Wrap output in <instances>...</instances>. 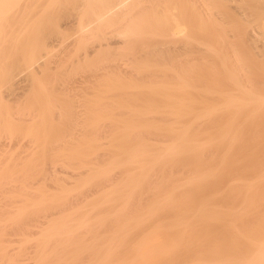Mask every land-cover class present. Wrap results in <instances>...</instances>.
Segmentation results:
<instances>
[{"label": "rangeland", "instance_id": "374dc122", "mask_svg": "<svg viewBox=\"0 0 264 264\" xmlns=\"http://www.w3.org/2000/svg\"><path fill=\"white\" fill-rule=\"evenodd\" d=\"M26 1H29L30 2L31 0H23V1L20 0L18 2H13L12 3L13 6L11 5V7L9 9V13L10 14L4 13V15H3V17L5 16L4 19H2V16H0V19L3 20V21L0 20V22L1 23L3 22V24L5 25L4 26L2 24V26L4 27V31H3V28H1L2 26L0 27L1 28L0 29V35L5 34V36H6V34H8V32H10V36H9V38H10L9 40L10 41L9 42H11V39L13 37H15L14 34H13V31H14L15 35H16L17 32L20 33V31H17V29L20 26H17V25L15 26V24L20 21V19H18V17L24 16V13L20 16V14L22 12H25V14H28L27 12H29V10L31 8V4H30L31 2L30 3L29 2L26 3ZM19 2H20V4H18ZM22 2H24L27 5H28V3L30 4L29 5L30 7L27 6L28 7V10L26 9L27 12L25 11V8L23 7L25 5H23ZM173 3H174V0H164L162 6H160V8L162 10H164L163 7L166 8V6L173 5ZM194 3L197 6L196 9H193V8H191L189 6L188 7H185L184 4L179 3V8L177 10H175V12H176L177 15H180V12L179 11H181V10H184V11L187 12L186 15H185L186 18L188 17L187 18V24H185L184 26H182L184 28V31L181 32L183 35L177 41V45L179 46V45H183L186 42H189L190 45L193 46V51L189 55L190 56V59H191L190 62L195 63V65H197V67H196L197 69H196V72L195 73L199 72V73H197V74H199L198 76H196V74H194V73H191V74H194V76L192 75L194 79H195V77L197 78L195 81L193 80L194 81V84L196 83L195 84L196 86L194 85L195 86V89L197 88V89H200L199 91H202V89L205 88L206 89V90H204L205 91V94H207L210 91L209 94H208L209 96L207 95L208 97L206 98L205 95L202 96V94H204L203 91H202L203 93H201V95H200L198 93L199 92L198 90H193V93L194 94H195V92L197 93L195 95L193 94L195 96L194 99H196V97H197V99L199 101L198 100H196V101L199 102V103L201 102V104H200L201 106L204 105V104L206 105L207 103H208V105H209V103H210V105L212 103H214V105H215V104H218L219 103L218 102L219 100H221L219 98V97H221L220 96L221 95V92H223V93H226V92L232 93L233 92L234 93L236 91V93L239 94L240 91L239 90H236L237 88H235L234 83H232L228 78H226L227 73L229 72V71L227 72V69L228 70L230 68L233 69L232 67H234V65H236L235 64V60H238V59L242 63H244V65L246 63L247 66L245 65L244 66V69H245V67H247L246 68L247 75H250V76L252 75V77H251L252 79L251 80L253 81V85H252L253 88L251 89V87H248L249 85L247 87L249 89H251V90H255V91L257 90L256 91L257 94L260 93V95L264 96V0H196V1L194 0ZM21 4H22V6H21ZM19 6L21 8H19ZM164 12H165V10H164ZM16 13H17V16L18 17L16 16ZM6 17H8V19L10 18V20H6ZM14 17H15V19L17 21H15ZM160 18H161V21L163 20L162 23L165 22L166 14L164 16L160 17ZM5 20L9 24L11 23V20H12V23L10 25H11V27H13V29L11 27H9V24H7V22ZM155 21L157 22V20H155ZM60 22H61V25H62V27L64 29L65 34H66V37H65L66 40L65 39H62L61 37H57V36L54 37V38H50L49 39V41L51 42L50 47H52V49H53L52 50L53 52H51V54L53 53V57L52 56H49V58L47 57L50 60L59 59L60 56H61V58H64V56L67 57V52L69 53L71 51L70 54H72L75 51L76 47H77V46H75L76 44L75 45L72 44L73 45V48L71 47L72 45L69 47L70 49L68 48V50L65 48L66 43L72 42L71 40H73V38H75L74 37L75 36V31L78 30L77 29L78 28V24L75 21H74L75 22L74 23V22H71V20L69 21L68 19L62 20ZM18 25H21V23H19ZM14 26H15V28H14ZM5 27L7 28L6 29V32L7 33L5 32ZM146 27H145V29H148L149 28L148 30H145L146 32L147 31L152 32L150 30V27L148 25ZM154 27L151 26V29H154ZM165 27L166 26H163V28H165ZM27 28H26V30H27ZM30 28L31 27L28 28L29 29L27 31L28 33L29 32L31 33V29ZM9 29H10V31H8ZM1 30L3 32H5V33H3V32L1 33ZM22 32H24V34ZM25 32L26 31H21V33L23 34L22 35L20 33L22 37L18 33L20 37H17V38H22V39L25 38L26 40L25 39H23V40L18 39V45L19 46L16 45L17 47L11 48V51L10 50L8 51L7 48L9 49L10 48V45H11V47H14L15 44H17V42H15V40H14V42H12V43L9 44L7 41L4 40L5 39L4 38L5 36H0L1 37V39H0V48H1V46L3 44H4V46H6L5 42L8 43L7 44L8 47L7 46L5 47L6 50H3L2 48L0 49V51H1L0 53L1 54H2V52H4V54H2V55L0 54L1 55L0 56L1 62H2V60L5 57V59L3 60V62L4 61L5 62L4 63H1L0 62L2 65L3 64L5 65L4 67L3 66H0V70H1L0 72L1 73L2 72L4 73L6 71L10 72L9 70L12 69L11 71H14V72H10V73H12V74L14 73L15 74L14 80H12L10 82V84H13V86L11 85V87L13 88V89L11 88L12 89L11 91H13V94L14 95L11 94L12 92L11 93L8 92L10 90V88L7 89L8 91H5V93H7L6 95L3 92L6 87H3L4 89L1 88V89H3L2 92H1L2 93L1 95H5V98L3 97L4 98L3 99L4 102L6 101L5 99H8V98H6L7 95L10 94V95H8V96H10L9 97V100H8L9 104L6 103L7 101L5 103L8 104L7 105V110H9V112H11V116L13 115L12 118L14 117L13 120H12L13 121L12 126L14 128L12 127L13 128V131L12 132L10 130H8L9 128H8L7 124L5 123V121H4L5 119L1 120L2 119V117H1V119H0L1 120L0 121L1 122L0 123L1 124L0 125V128H1L0 129V154H1L0 155V160L2 162L4 160V162L6 161V163H2L0 161V164H2V165H0V180H1L0 181V204H1L0 205V214L2 213L0 215L1 216V218H0V228L1 229L0 230H2V227H3V230L0 231V264H86V263L87 264H115V263L118 264V262H120V261L122 262V259L121 258H124V256H125L124 253L126 251V244H124V239L127 238V237H129L128 238L129 241H131L132 239H134L136 241L138 239V236H141L142 235V232H143V230H142V228H143L142 226L143 225L142 224L145 225V223H146L147 220L144 223H141V221H144L145 219H148L149 221H151L148 218L150 216V213L153 215V216L151 215L152 217L150 216L151 219H154L153 217H157L155 215H158L159 214V212H157V211L158 210L160 211V208L158 210L155 209L158 214L154 213L155 212L154 210H153L154 211L153 213L150 212V210H152L150 208L153 207L155 204H157V206L160 205L161 203H164L165 204V202H163V201H165V199L167 198V196H168L167 194H169V193H171V191H173V190H171L172 189L171 187L174 186V185H172L173 184L172 182H174V184L175 183L177 184L178 181H180L178 179H181V181L186 182V181H184L186 179L185 177L188 175L189 177H187V179L190 178L191 177V174L192 175L195 174L194 173L195 170L197 171V169H198V168L196 169V167H194L193 165H192L193 167L192 166H190V167L187 166V168L184 169V167H186V165H190L191 164V161L190 160H187V162L190 161V164H186L187 163L186 160L185 161L183 160L184 162H186L185 165H184V162H183V165H182L181 164L182 162H180V161H179V164H175L178 161H175V163L173 162L174 163L173 164L172 161L169 160V162H171L172 165H175V167H173V168L172 167L170 168L169 166H172L171 163H168L166 161L167 162L166 168L164 167L166 162L164 163V165L161 166V167H164L165 168V171L160 170L161 168L159 167V170H160V172H159L158 170H156L157 168H155V171L158 172V173L156 172V174H153V173L150 172V171L154 170L153 168H152V170H150V168H148L150 170L149 173H148V175L151 173L150 175L153 174L156 177V179L155 178L152 179L151 176L149 175L148 178L150 179L151 182L149 180L148 181L146 180L147 182H145V181L144 182H141L143 180H139V182H136L139 185L134 183L136 185V188L138 187V189H135V191H136L135 192V195L137 194L140 197L137 198V195L135 196L134 194H132L134 191L132 193L130 192L131 194L129 193V195L131 197H132V195H134L132 198H130V200L132 199L134 201H132V200L129 201V199H128L129 197L127 198V196H129V195L128 194L127 195L124 194V190H125L124 188L125 187L122 184H124L123 182H126L127 183V181H125V179L127 180L128 177L126 178L125 176L134 175V174H137L139 172V170H137L134 167V165L136 166L137 163L136 164L135 163L134 164L132 163L133 166H132V164H130V166H132L131 167L132 169L130 167H125V166H122V165L121 166L119 165L117 167L116 165H112L113 163L111 164V161L112 160L114 161V159H117V158H119V156H121V154L119 152V148H120V150L121 149L122 150L124 149V151H125V148H127L125 146H124L125 148H122L121 147V146H123L124 143L121 146L120 145L119 146H114L116 143L113 145V143L111 142V140L114 139V137H116L115 135L117 133L119 134V130H121L120 128L118 129V126H116V125L119 123L118 125L122 126L123 127L122 129H124V130H125V127H127V126H125V124L128 121H129L128 122L129 123V126L134 127L131 124H134V125L135 124H139L137 126L140 129L142 127H139V126H141V125H143L145 123L148 124V127H147V125H145L146 126V129H149V123H153L152 124L153 126L155 124L157 125V127L158 126H161V129H162V125L163 124H164L163 126H166V125L168 126L171 123L174 125V123L172 122L173 115H170L169 112L165 111L167 109V106H170V107H168L169 110L172 107L171 106L172 103L171 104L168 103V100L171 98V96L165 94V95H167V97L170 96V97H168L169 98L168 100L164 96L161 97V98H166V102H167L166 103L165 102V99L164 100L163 99H160V97L159 98H153L154 100L152 98H151V100L150 99L148 100V97H146V95L143 94L144 96L139 95L141 98H139V96H138V98H139L138 99L137 98V94H131L130 93V96L131 95L133 96V97L131 96L132 98H134V99L137 98L138 99V100H134L133 99L134 100V103H133V102H131L133 100L129 96V93L128 92H127L128 93V96H126V93L125 92L123 94H119L121 92L120 88H117L116 86H113L112 85V84H114V81L111 79L112 76L109 77V74L108 73H105V75L102 74V76L99 75L101 77H97V76H94L93 77L92 75H93V73L95 71V67H94L95 62L97 60H99L100 57L104 56L106 53H109V52L112 51L113 46H111V45H109L110 47H112L111 49H109L110 47L107 48V46L105 45L106 48H104V47L101 48V49H103V50L100 51L101 53L99 52V49H97V52H98L97 55L95 54L97 52H95V53L92 52L91 53L92 55L90 54L89 57L83 58V60L80 59V61L78 60V62L77 61L76 62H72L71 59L70 60L69 59H67V60L65 59L66 61L64 62V64H62L60 66L59 65L56 66V64L53 61V63L49 64L48 66H44V67L41 68L40 67L41 64L39 63V61H44L46 59L43 58V57H41V54L39 56L38 53H35V54L33 53V55H35V58L36 59H35V61L30 62V60H29V58H30L29 57L30 56L29 45H28V47H24V45L27 44L26 42H29V40H27V37L29 36V38H30V35L27 36V34H28L27 33L26 36H25ZM12 34H13V37H12ZM23 36H25V37H23ZM2 37H3V39H2ZM145 38H147V39H145ZM1 40H4L5 42H2ZM6 40H7V38H6ZM143 40L145 42V40L148 41L149 39H148V37H144ZM22 41L25 44H23V43L21 44ZM137 42L139 44V41H137ZM1 43H3V44H1ZM134 43L136 44V42H134ZM134 43H131L132 45L128 43V44H125V46L126 45L127 46H129V45L130 46H133ZM112 45H114V44H112ZM20 46L21 47H24V49H22ZM125 46H124V44H122V45L117 44V45H114L115 48L113 50H115L117 47H125ZM19 47L21 48L20 51H19V49H20ZM50 47H49V49L51 50ZM73 49H74V51H73ZM220 49H221V51H220ZM13 51H14V53H13ZM25 51H27L26 52L27 54L25 53ZM6 52H8V53H6ZM11 52L13 54H15V55H13V60L15 62L13 60L11 62H7L6 61L7 59L9 61L12 59ZM22 53H24V54H22ZM112 54L115 57V55H114L115 53H112ZM112 54H110V55L112 56ZM234 54H236V55H234ZM107 55H106V57H107ZM117 55L118 54H116V57L115 58L113 57V60L114 61L117 60V62L121 66V69L124 70V75L126 77L130 78V77H134V76H144L147 72H151V71H148V69H144V68L140 69L138 67V65H137V61H133L132 59H129L128 56L121 57V54H120L119 55V58H117ZM91 56H93V57H91ZM6 57H9V58H6ZM14 57L17 58V59H15ZM109 57L107 59H105L104 61L101 60L99 63L100 64H103L104 62L111 60L110 58H112V57H110V58ZM75 58L77 59L78 57L76 56ZM216 58L217 59H220V60L218 61ZM222 58H224L223 60H226V61H223V63H222V60H221ZM143 59H144V57H143ZM151 59L153 60V58H151ZM206 59H207V61H206ZM148 60H150V59H148ZM203 61H204V66H203ZM205 61H206V63H205ZM12 62H13V64H12L13 66L9 67V65ZM159 62H160V67H159L160 69L158 68L156 72H160V73H156L157 75L154 78L155 81L157 82L156 79H158L159 81H164V82H166V81L168 82L169 81V82H172V77H171L170 74H172L174 71L169 66L170 63H171V60L170 59H166L165 57H162L161 59H159ZM224 62H226L227 68H226V66H224ZM5 63H8V64H5ZM207 63H208V65H207ZM32 69H33V71L36 72V76L35 77H34L35 74L33 75V73H32L33 72ZM97 71L103 72V69H98ZM242 71H245V70H242ZM37 72H39V73H37ZM243 73H245V72H243ZM158 74H160V75H158ZM35 78H37V79H35ZM100 80L103 82V84L101 85L102 88L99 85V83H100L99 81ZM107 80H109L107 82L108 84L106 83ZM145 81L146 82L147 81L149 82V80H147V79L144 80V82H142L140 80V82H142V83H145ZM216 81H217V83L215 84ZM218 82H220V83H218ZM255 82H256V84H254ZM197 85H198V87H197ZM214 86H217V87L215 88ZM191 87H192V85H191ZM191 87H190V90L187 89V88L186 89L189 90V91H191L192 90ZM148 88L149 87H146L147 91H144V92L149 93V89ZM167 88H168V86H167ZM170 88L171 87H169L168 89H170ZM210 88H212V91L214 92V94L211 93V89ZM217 88L220 89L219 92L217 91L218 90ZM146 89L143 88V90H146ZM151 89H153V88H151ZM168 89L167 90L165 89L166 91H168L167 93H169V92L171 93L172 90L170 89L171 91H169ZM208 89H210V90L208 91ZM25 91H26V93H25ZM163 91H164V89L162 90V92ZM184 91L182 90V92H184ZM186 91H185V93H186ZM189 91H187V92L189 93ZM151 92L153 93V91H151ZM151 92H150V94H152ZM157 92H158V90H157ZM173 92L171 93L172 97H174V95H175V94L173 95ZM215 92H217V93H215ZM256 92H254V93H256ZM164 93H165V91H164ZM180 93H179V96H177V97H180L181 95H183V96H181V98L184 97L182 100L183 101H186L187 98L185 96V93H181V95H180ZM236 93H234V94H236ZM47 94H48V96H47ZM153 94H155V93H153ZM190 94L191 93H189V95ZM211 94H213V95H211ZM123 95H124V97H123ZM135 95H136V97H135ZM161 95H164V94H159V96H161ZM186 95H187V93H186ZM189 95L187 97H189ZM215 95L217 96V98H216ZM14 96L16 97V99H15ZM39 96L42 99L41 102L43 103V108L45 107L44 109H46L44 111H46L47 113L50 112V114L49 113L47 114L45 112V115L43 113H41V115L42 114L43 115H42V117H41V115L39 116L40 119H39V117L36 118V116H37L36 115V112H38V110L40 108V106L38 105V104H40V102H38V97ZM10 98H12V99L10 100ZM22 98H24V100ZM174 98H173V100H174ZM191 98H193V97H190L189 100ZM125 100H128V101H126V103H125ZM54 101H56V102H54ZM138 101H140V102H138ZM163 102H164V104H163ZM197 102H195V100H194V103H197ZM167 104H169V105H167ZM198 104H196L194 107L196 108V106H198V109L197 108L196 109H197V111L198 110L200 111V108L199 107H201V106L198 105ZM148 105H150V106H148ZM159 105H160V107H159ZM128 106H131L133 109H131V107L129 108ZM46 107H48V108H46ZM55 107H56V109H55ZM43 108H42V110H43ZM70 109H72V110H70ZM145 109H147V110H145ZM151 109H154L155 111L154 110H151ZM157 109H159V110H157ZM162 109H163L164 112L162 111ZM171 109L173 110V108H171ZM126 110H127V112H124ZM138 110H142L144 112L145 116H147V117L146 118H144V117L142 118L143 112H142V115H137L138 112H140ZM261 110L259 109V111H258L257 109H255V110H252L251 109L250 116H249V117H251V120H248L250 118H248V115L245 112L243 114L241 113L243 116L240 115V116H242L243 120H244V116H246L245 119L248 118V119H246V121H244V125L247 126V124H248V126H247L248 128H246V130L243 129L244 126L242 124L243 123V120H242V123H240V124H242V126L239 124V127L240 126L243 127L242 129L245 132L242 131L241 129H240V131L242 133L243 132L244 133L248 132L246 134L247 135L249 134L248 136L251 139L249 137H247V135L245 136L244 133L243 134L241 133V135H243V136L249 138L250 140H252L253 142L249 140V142L250 143L252 142V144L253 143L256 144L257 141H259V143L256 144V146H257L258 149L256 147H254V149H253L252 148L253 145L252 144L250 145V143H248V144L245 143V141H248V139L246 140L245 137H243L245 140L242 143L247 144L248 147L245 146V145H243V144H241L242 148L240 149V147H241L240 146L237 149L239 152H237V150H236L237 155L238 154H240V155L242 154L241 155L242 157L241 156L240 157L237 156L238 157L237 160L238 161L240 160L241 162H242L241 158L243 159V156L244 155L246 156V157L245 156L244 157L247 160L249 152L252 153V155L250 154V156H252L253 158L250 157L249 159L250 160L253 159V160L251 161L252 162L251 163L252 165L250 164L249 168L246 167V165H247L246 162L244 163V161H243V163L245 165L242 166L239 163L240 161L239 162L238 161H235V165H236V162H238L237 165L240 164V166L241 167H244V168H239V167L236 168L235 165H234L233 171L230 172V171L227 170L228 173L227 174L224 173V175L221 172L222 174L220 173L221 174L220 177L221 176L222 177L219 178V180L216 183L214 182V185H212L213 183L210 180V182L212 184L210 182H204V183H207V184L209 183V185L211 184V186H209L207 184H206L207 185L206 186L204 183H202V184L198 185V187H194L193 186L195 188L194 190L193 189H190V188H193L190 185H189V187L187 186L188 193L191 192V191H189V189L195 192V190H197V189L199 190V188L201 189L203 187L201 191H199V192L197 191L196 194L194 193V195H195L194 197L192 196L193 194H191V193H190L191 196L190 195H187L188 193H186L187 192V190H186L187 188L186 187H185L186 188L185 189L186 192H184L185 190L183 191L182 188H180V187H182L181 185H185L186 186L187 184H183L181 182L180 187L178 185V189L180 188L178 191H180V192L183 191L180 195L176 191V194L179 197L180 196H183L184 195L183 193H185V196L187 195V198L185 196H183V199H185V198L188 199V196H190L191 198H193L194 201L193 202L191 201V205L190 206H192L194 204H195V206H192V210H194L195 207H197V206H198L197 208H199L202 205L201 204L202 201L205 202V200H206L205 205L206 204L207 205L208 204L210 205L211 203L209 202V199L212 200V198L213 197L215 198L216 195H218L219 197L217 196V198H215L216 200L215 199L213 200V203H212L213 205H211L213 207H217L219 209V207L221 205H223V208H224V211L225 212H226V209L227 210H230V211L231 210L233 211L234 207L237 206V205H238L237 207H239V208L240 207H243L242 205H240V204H242V203H240L241 201H239L242 198H240V197H238L236 195L235 196L238 197V199L236 197H234V196H231V197L230 196L229 197L227 196L229 194L226 193V186H227L228 182L229 183L230 182L232 183L236 179H239L240 180L241 178L242 179L244 178L245 180H250L252 178V175H256V174H260L261 172H264V167H263L264 166V147H263L264 146V112H263L264 111V108H262ZM32 111H33V113H32ZM72 111H73V113H72ZM149 111H150V113L148 114ZM152 111H154V112H152ZM253 112H255V113L257 112L256 118H255V116H254L255 114ZM94 113L95 114H98V115H95ZM159 113L160 114L162 113V114L160 115ZM223 113H226V112H222V113L219 112V116L222 115V116H220L221 119L218 116V114H217V117H216V115L212 116V117H214L215 120L210 116V119L211 118L213 119V120L211 119V121H212V123L214 125L218 126L217 123L219 124V122H220L219 125H221V128H222V126L224 124H226V122H224V124H222L221 122L225 121V119L228 121V119H227L228 116L226 117V115L229 114L230 112H227L225 115ZM251 114H252L253 118H252ZM28 115L32 119H30L29 117H27ZM51 115H53V116H51ZM113 115H114V118H113ZM167 116H168V118H167ZM170 116H172V117H170ZM179 116H181V115H179ZM179 116H178V120L179 121L182 118L183 119L186 118L184 115H182V117H179ZM229 116L231 118H233L232 115H229ZM240 116L238 115V116H234V117H235V119H236V117H238V119H239ZM124 117L127 120H125ZM164 117H166V118H164ZM6 118L8 119L9 117H6ZM94 118H95V120H94ZM170 118H171V120H170ZM179 118H181V119H179ZM188 118L186 120H188ZM206 119L208 120V118H206ZM37 120H39V121H37ZM44 120H46V121H44ZM119 120H123L122 121L123 123L121 121H119ZM184 120L181 121V123L183 122L182 124H184ZM186 120H185L186 123L188 121L190 122V120H188V121H186ZM240 120H241V117H240L239 121ZM41 121H42V123L40 124ZM203 121L205 123V120H203ZM203 121L202 120L200 121L201 122L200 125L204 124ZM247 121H248V123H247ZM249 121L252 124H250ZM93 122H95L97 125H94L95 123H93ZM116 122H118V123L116 124ZM206 122H209V123H206V125L207 124H209V125H207V126L206 125H203V127L206 126L205 129H207V128L209 129L210 126H211V128L209 130L207 129V132H206V130L202 126L201 127H198V126L195 125L194 128H196V127L197 128H200V129L202 128L203 129L202 134H205V133L206 134H208V133L209 134H215V132L217 134V131L218 130L215 131V132H213V131L215 130V128L217 129L219 126L218 127H216V126L214 127V125L210 122V120L209 121H206ZM236 122H238V121L236 120ZM245 122L247 124H245ZM46 123H47V125H46ZM114 123L116 124L115 126L113 125ZM120 123H122V124H120ZM182 124L179 123V124H175V125H182ZM210 124L213 125V128H212V125H210ZM126 125H128V124H126ZM171 125L168 126L169 127L168 129L171 128ZM15 127H17L16 130H15ZM36 127L39 128V129H37ZM157 127H156V129H157ZM134 128H136V127H134ZM150 128H151V129H149L150 132H148V130H146V129H144V130H146V132L143 129H141L144 133L142 131H140V132L137 131V128H136V130L133 133H134V135H137L139 133L138 134L139 137L136 136L137 138H134V135H133L134 140L137 141L138 138H141L142 137V139H144V140L141 139V141H144L145 142V140H146V142H151V144H153V145H151L149 143V145H151V147L152 146H155L156 144L157 145L159 144L158 147H157V145L155 146V147H157V150L158 149L160 150V148H161V150L164 149L165 147H163V148L161 147V146H164V145H161L160 146V144H162V143L165 144V145L169 144L170 141L172 140V135L174 134L173 131L172 132H169V130H166V132H169L170 134H168V133L165 132L166 135H164L163 133H160V132H164V130H165L166 127H163V129H164L163 131H161V129H157V131H156L157 133L155 131L151 132L152 130H156L155 128L153 129V127H151V124H150ZM194 128L192 130V132L194 131L193 133H196V134L200 133L201 134V130L202 129L201 130L198 129L200 131L197 133L196 132L197 129L194 130ZM221 128L219 127V129H221ZM116 129L118 130V132L115 131ZM211 130H213V131H211ZM136 131H137V133H135ZM124 132H128V131L126 130ZM141 132H142V134H140ZM111 133H112V135H111ZM218 133H219V131H218ZM122 134H121V136H122ZM125 135H126V133L124 134L123 137H125ZM130 135H132V132L130 133ZM251 135H252V137H251ZM121 136H120V139H123ZM127 136L129 137V134ZM255 136H256V138L254 140V137ZM259 137H260V139L263 138L262 141H260ZM46 138H47V140H45ZM92 138H94L93 139L94 141L97 140L96 141L97 144H100V145H96L97 146V147L95 146L96 148L93 147V149H92V146H94L95 143L92 142L93 141ZM133 138L131 136L130 139L133 140ZM85 139L86 140L87 139L88 140H92L91 141L92 144L94 143L91 146V150L93 152L89 149L90 148L89 145H86L85 147H88L89 146L86 149H89L90 151L89 150H87L86 152L84 151V150H86L83 147L85 145V143H84V140ZM88 140H87V142H88ZM44 141H46V143ZM54 141H55V144L57 145V143H58L60 147L59 146H58L59 148L52 147V151L51 152H50V148H48V150H46L47 144H48V146H50L52 143L54 144ZM87 142H86V144H87ZM260 143H262V144H260ZM80 144H81V146L83 145L82 146L83 149L81 148V146L79 147ZM43 145H44V147H43ZM110 145L111 146L113 145V146L111 147ZM125 145L127 146L129 144H125ZM249 145L252 146L251 147L252 150H250L251 148L249 149ZM258 145H259V147L261 145L260 149H259ZM243 146L246 147V148H248V149L244 148ZM94 148L96 150H94ZM113 148H115V149H113ZM81 149H82V152H83V156L81 155L82 152H80ZM153 149H154V152L157 151V150H155V148H153ZM244 149H246L245 150L246 152L244 151ZM5 150H7L8 152L7 151L5 152ZM41 150H42V152H41ZM151 150H152V148H151ZM43 151H44V153H43ZM54 151H55L56 154L54 153ZM214 151H216V150H212V153H216V152H217L216 154L219 153L218 151H216V152H214ZM121 152H123V151H121ZM3 153H4V155H2ZM50 153H51V155H50ZM92 153H93V155H92ZM222 153H223V151L221 152V154ZM77 154H80V155H77ZM112 154H113V156H112ZM117 155H119V156H117ZM219 155H220V153H219ZM47 157H48V159H47ZM111 157H113V158H111ZM51 158H53V160ZM82 158H84V159H82ZM124 158H125V156H124ZM9 159H10V161H8V163H7V160H9ZM13 159H15V160H13ZM120 159H121V157H120ZM249 159H248V161H250ZM176 165H178V166L176 167ZM26 166H28V167H26ZM100 166H102V167H100ZM112 166H113V168H115V166L117 168L113 169ZM127 166H129V165H127ZM138 166L139 165H137V167ZM103 167H104V169H103ZM121 167H124L123 168V171H122V168ZM245 167H246V169H247L248 172L245 170ZM250 167L252 169H254V170H252ZM21 168L24 169V170H21ZM106 168H107V172L105 170ZM164 168H162V169H164ZM190 168H191L192 171H193L192 168H194L195 170L191 173ZM230 168H231L230 170H232V167H230ZM99 169L100 170H103V171L105 170L104 172L107 173L108 175L106 174V176H105V173L104 172H103L104 174H102L104 176H97V175H95L96 172H99L100 171ZM144 169L148 171V169H146V168H144ZM144 169H143V171H144ZM236 169H237V172L238 171L240 172V174H239V172H238V175L236 174ZM238 169H242V171H240ZM110 171H111V174L109 173ZM130 171L132 173H130ZM155 171H154V173H155ZM227 171L225 170L223 172H227ZM244 171H246L247 174ZM259 171H260V173H259ZM241 172H243V174ZM28 173H30L33 178ZM141 173H142V171H141ZM162 173H164V175ZM173 173H174V175H173ZM188 173H190V174H188ZM45 174H48V175H45ZM143 174H145V171H144ZM232 174L233 175L236 174L237 177H239V175H241V176L242 175H245V176H247V178L245 176L244 177L243 176L242 177L240 176V178H236V176H235V178H236L235 179L234 177H232L233 176ZM262 174H260L261 175L260 177H262L263 178L262 180L264 181V175H262ZM118 175H119V177H118ZM167 175H169V176H167ZM21 176H22V178H21ZM28 176H29V180H28ZM136 176H138V174ZM157 176H158L159 179L157 178ZM160 176H161V178H160ZM229 176L232 177V178H230ZM249 176H250V178H249ZM15 177H16V179H15ZM17 177H18V179H17ZM99 177H100V180H99ZM164 177H166V178H164ZM257 177H259V175L258 176H255L254 178H256L258 181L251 180V181L255 182L256 184L257 183L259 184V185L257 184L258 185L257 186L255 183H253L256 187H254V186L252 187L253 189H256L257 187L259 188V190L257 188L256 191L252 190V191L255 192V193L253 192V194H255V195L252 194L253 195L252 196L253 203H254V200L256 202V203H254L255 204V208H254L255 211L254 212L251 211L253 214L250 213L252 215H250V217L248 216L250 219L248 217H246V219L248 218L247 220H249V223L251 221V223L249 225H251L252 223H254V225H255L257 223V225H255V226L256 227L258 226V227L257 228L256 227H253V228L256 229V230L258 229L257 231H260L261 230V232L264 233V197H263L264 196L263 195L264 194V184H263L264 182H262V180H261L260 177L259 178H257ZM20 178H21V180H20ZM91 178H93V179H91ZM145 178L147 179L146 176H145ZM183 178H185V179H183ZM228 178H230L231 180L234 178L235 180L233 179L232 181H229ZM13 180H15V181H13ZM23 180H25V183L26 184L24 183ZM26 180H27L28 184H27ZM237 181L238 180H236L235 182H237ZM259 181H260V183H259ZM22 182H23V184H22ZM119 182H121V183H119ZM148 182H150V183H148ZM261 182L263 184V187L261 186L262 185ZM168 183H170V184H168ZM17 184H18V186H17ZM24 185H26V186H24ZM135 185H133V186L135 187ZM162 185H164V186H162ZM168 185H172V186H169L171 189L170 188L168 189ZM121 186H123V187H121ZM131 186H129V187H131ZM199 186H202V187H199ZM139 187L140 188L142 187V189H140ZM25 188H26V190H25ZM104 188H105V190H104ZM114 188H116L117 191ZM112 189L114 190L115 193L113 192ZM173 189H174V187H173ZM6 190H7V192H5ZM96 190H97V192L99 194L96 193ZM131 190H133L132 187H131ZM167 190H169V193H167ZM228 190H227V192H228ZM230 190H232V189H230ZM261 190H263V191H261ZM103 191L105 192V194H104ZM118 191H120V192H118ZM164 191H166V194L163 195V196H165V199H161L160 202H159V204H158V201L157 200H159L160 198H163L162 193H164ZM212 191H213V193H216V195H214L213 193H211ZM223 191H224V193H222ZM37 192H40V193H37ZM46 192H48V193H46ZM116 192H117V194H116ZM217 192H219V193H217ZM257 192L258 193H261L262 192V194H257ZM4 193H5V195H4ZM113 193L116 196L115 195H113V196L110 195V194H113ZM120 193H122V194H120ZM208 193H209V195H208ZM210 193L213 194V196ZM152 194H153L154 197L152 196ZM225 194H227L226 195L227 197L225 196ZM256 194L258 196H256ZM45 195H46V197H45ZM117 195L123 196V198L118 197ZM196 195H197V197H196ZM199 195H201V196H199ZM205 195L206 196L208 195V196L205 198ZM230 195H231V193H230ZM18 196H20V197L18 198ZM38 196L39 197L42 196V197L38 198ZM150 196H152L153 199ZM176 196H174V197H176ZM254 196H255V199H253ZM8 197H9V199H8ZM15 197H17L18 201L16 200ZM174 197H173V199L175 200ZM209 197H211V198H209ZM232 197H234V199H232ZM134 198H136V200L139 201V202L135 201ZM148 198H151L150 199L151 201ZM155 198H156V200H155ZM262 198H263V200H262ZM173 199H171V198L169 199L170 201H168L169 202V205L168 206L164 205L166 207V209L164 207V210H167L168 209L167 207H169V206L172 207L171 205L173 203H170V202H172V201L174 202ZM176 199H178V197ZM186 199L184 201L185 203L186 202H190L189 199L188 200H186ZM1 200H3V201L1 202ZM19 200H20L21 203L19 202ZM228 200H229V202H228ZM259 200H260V202H259ZM4 201H5V203H4ZM11 201H12V204L13 205L9 203ZM13 201H15V202H13ZM40 201L41 202H44V204L41 203ZM199 201H201V203ZM6 202H7V205H6ZM39 202H40V204H39ZM130 202H132V203L130 204ZM148 202H150V203H148ZM168 202H166V204ZM235 202H236V204H235ZM90 203H91V205H90ZM138 203L140 204L139 206H138ZM112 204H113V206H112ZM127 204H128V206H126ZM152 204H154V205L152 206ZM189 204L186 203L187 206H189ZM198 204H200V205H198ZM228 204H229V207L231 209L228 206H227L228 208H225V206L228 205ZM234 204H235V206H234ZM16 205H19V206H16ZM70 205H72V206H70ZM133 205H135V207ZM141 205H143L144 207L141 206ZM149 205H151V207ZM186 205H184V208H185ZM214 205H216V206H214ZM253 205H252V209L254 207ZM35 206H37V207H35ZM64 206H65V208H67L69 206L70 207H74L75 206L74 208H72V210L74 209L72 211L74 215L72 214L71 218L69 217V218L66 219L65 215H67V213L68 214L69 213L71 214V211H70L71 209L69 207L68 208L69 209V212H68L67 209H64ZM80 206L82 207L83 210L81 209ZM84 206H85V208H83ZM161 206H163V205H161ZM161 206H158V207H161ZM231 206H233V207H231ZM34 207H35V210H34ZM62 207L67 212L65 211L66 214H64V211H63V214L64 215L62 214L61 215L62 216L61 218H60V215L58 214V216H56V218L51 219V220H48L46 222L47 224L42 222L43 223L42 224L43 227L41 225H40L41 227L39 225H38L39 227L37 226V223L39 222V221H37V219L41 220L43 214L45 215V214H47V213H49L51 211H55V210L62 211L63 210ZM94 207H95V210H93ZM148 207H150V208H148ZM155 207H156V205H155ZM237 207H235L236 210L238 209ZM6 208H7V210H6ZM124 208H126V209H124ZM127 208H129V210ZM131 208H133V209L136 208L137 210L134 209L136 211L133 212L134 210L133 209L131 210ZM144 208L145 209L147 208L146 209V212H144V210H145ZM148 209H149V212L150 213L147 216ZM162 209H163V207H161V212H162ZM169 209H168V211H167L166 214L164 213L165 211L162 212V214L160 212V214H161V216L164 214L165 216L164 215L163 216L165 218H169L168 221L170 222L172 219H174L177 216L176 213H179V212H177V210L175 211L176 213L175 212H172L173 214L175 213V216H174L172 213L169 212ZM189 209L191 210V208H188V210ZM235 209H234V211H235ZM18 210H20V211H18ZM89 210H90L91 213L89 212V214L87 213V215H86L85 213L88 212ZM183 210L184 209H182V214H178V215H181L182 216L184 214L183 213ZM45 211H46V213H45ZM171 211H173V207H172ZM9 212H11V213H9ZM82 212H83V214H82ZM139 212H141V213H139ZM184 212H186V213L187 212L188 213L189 212L190 213H193L192 211H184ZM225 212L224 213L223 212L221 213L222 214V217H220V214L219 215L217 214L218 217H220L218 219L216 218L217 216L215 218L211 216L213 218L212 220L215 221V222H213L212 220H210L211 223L210 222H207L206 223L204 221L207 218L211 219L210 216L205 219V217L207 215H204V218H203V221L205 223L202 220L201 221L198 220V219L202 218L199 215H198L199 218H197L198 216L196 217V219L194 218L196 220V222H194L195 220H193V218H192L191 220H192L193 224L195 223V225L192 224V226L194 227V228L193 227L192 228L194 230H196V231H192V229L191 230L189 229L190 230L189 232H192V233L188 234L189 232H187V234L189 235L188 236L189 238H190V235L191 234H193V235L194 234H197V235H194L196 237V239L198 238L197 236H199V235L201 236V235H204L205 234V237L207 239L204 238L203 236H202V238L199 236L200 237V243H203L202 242L203 240L201 241V239L204 238V239L207 240L206 243L207 244H210L209 245L210 247L212 245V249H213V246H217V248H218L217 251H219L218 254L220 256L217 255L216 253H215L216 255L215 254H213V255L211 254V255L212 256L215 255L214 256L215 257V260L218 259L219 257L220 258L223 257V258H221V261L218 259V261H219V262L217 261L218 264H220V262L222 263V261L224 262L223 259L224 258H227L228 254L230 256H231V254H232V256L233 255L237 256V254H239V255L242 254L243 255L244 253L249 252L250 251L249 249H251L249 247V244H246L247 242H245V239H242L245 242V244H242L244 242L243 241L240 242L241 238L239 240V236L238 235H237L238 237L235 238V236H233V233L234 232L232 231V229L234 227L233 224H237V227L235 225L236 228H238L242 224L245 225V227H248L249 226V225L246 226L247 224H245L246 222H248V221L245 220V216L246 215L245 216L243 215L244 217L242 215L240 216L241 220H242V217H243V220H244V223H241V222H243V220L241 221L240 219H238V221L236 222V221L232 220L231 217H230L231 218L230 219L229 216H228V214L225 213ZM15 213H17L18 215L15 214ZM20 213H21V215H20ZM126 213H127V215H126ZM136 213L138 214L139 217L140 216H143V218L147 217V218H145L143 220H140V218L138 216H135V218H137V217L139 218L138 219L139 221L137 220L138 222L136 223V226H137L136 228L139 229V228L142 227L138 231L136 230V228L135 229L134 228L132 229L133 225L135 227V224L134 223L136 221H134V223H132V221H130V218H132L133 215H137ZM145 213H146V216L144 215ZM139 214H142V215H139ZM224 214H225V216H224ZM85 215H86V217H85ZM128 215H130L132 217H130V216L128 217ZM184 215H187V214H184ZM226 215L232 221L231 224L233 223L232 224V227H231L232 229L229 228L231 226V224H230V221H228L229 219L226 220V218H227ZM189 216H191V215H189ZM13 217H14V219H13ZM35 217H37V218H35ZM162 217H160L159 219L161 220ZM170 217L171 218L173 217V218L170 219ZM224 217H226V218H224ZM34 218H35V220H34ZM113 218H115V220ZM177 218H178V216H177ZM11 219H12V221H11ZM69 219H70V221H69ZM116 219L117 220L120 219V220L117 221ZM176 219H174L172 222H174ZM209 219H207V220L209 221ZM251 219L253 220V222H252ZM84 220H85V222H84ZM64 221H65V224H66V226L64 225L65 226V230H63L64 229L63 227H62L63 229H61L63 231H61L60 228H59V231L58 230L57 231L61 235H59V233L57 234L58 236L57 235H54L56 233L55 232L56 231L55 228L58 229V227L60 225H62V223ZM127 221L128 222H131V224H132L130 226L131 229L127 228V225L128 224L127 225L125 224V223H128ZM149 221H147V222H149ZM153 221H159V220L154 219V220H152V223H153ZM161 221L162 222H166L167 219H166V221L164 219H162ZM218 221H219V223L217 224ZM233 221L236 222V223H234ZM239 221H241L240 222V225H238ZM111 222H113L114 224L113 223L111 224ZM139 222H140V224L142 226H140V224H138ZM172 222H170V223H172ZM199 222H201V223L199 224ZM227 222H229L228 224H230V226L227 225ZM196 223H198L197 226H196ZM25 224H27V225H25ZM33 224H35V225H33ZM149 224H150V222L146 225V226H148L147 228H143L145 230L144 233H146L147 232L146 229L148 230V228L150 227ZM111 225L114 226L116 229L114 227H112ZM189 225H190V223H189ZM29 226H30V228H29ZM32 226H33V229H31ZM125 226H126V230L128 229V231L131 232V233H132L131 230H133V231L136 230V231H134L132 234L130 233L131 236L129 234H127V233H129L127 231L126 234L128 236L127 235L125 236V231L126 230L125 231H121V229L124 230V227ZM26 227L28 229H25ZM50 227L53 228L52 230H50L51 232L49 231V229H51ZM88 227H90V228H88ZM197 227H199V228H197ZM227 227H228V229H227ZM242 227H241V229H242ZM70 228H72V229H70ZM109 228H111V229H109ZM14 229L16 230V232H15ZM76 229H77V231H76ZM78 229H80L81 231L83 230V232H85V233L82 232V234H84L83 236H81L82 234L80 235L79 232H81V231L78 232ZM92 229L95 230V231H93ZM239 229L240 228H238V230ZM233 230L234 231H238L237 229L235 230V228ZM26 231H27V233H26ZM37 231L40 232V233H38ZM46 231H48V233ZM92 231H93V233H92ZM197 231H198V233H197ZM202 231H203V233H201ZM211 231H213V232H211ZM44 232H46V233H44ZM74 232H75V234H74ZM122 232L124 234H121ZM31 233H32V235H31ZM50 233H51V236H50ZM68 233H70V234L72 233V234L70 235ZM77 233H78V236H77ZM115 233H117L118 235H116ZM135 233L137 234V236H136ZM139 233H141V235H139ZM44 234H45V236H44ZM52 235H54L55 237H52ZM223 235H225V236H223ZM47 236H50V239ZM61 236H62V238H61ZM121 236H122V238H121ZM194 236H191V238L194 237ZM57 237H58V239H57ZM70 237H72V238H70ZM80 237H82V238H80ZM232 237H234L235 239L232 238ZM51 238H52V240H51ZM218 238H219V240H218ZM223 238L224 239L226 238L225 239L226 242H225V240H222ZM30 239H32V240H30ZM91 239H92V241H90ZM231 239H234L235 241L237 239V241H236L237 243L236 242L233 243L234 240H231ZM114 240H116V241H114ZM230 240H231V243H229ZM129 241H128V243H129ZM219 241H220L221 244L224 242L222 246L220 245ZM217 242H218V244H217ZM227 242H228V244H227ZM56 243H58V244H56ZM190 243H192V244L189 245ZM194 243H197V242L194 241ZM194 243L193 242H189L188 245L192 247V245ZM200 243H199V245L198 244L197 245L200 246V248H203L202 247L203 245H204V247H206L204 249H207L205 251H208L207 252V256L208 257L211 256L209 253H212V252H215L216 251V248H214L215 250L212 251V249L210 248L211 249L210 250L208 248V246H206V244L203 243V245L201 246ZM50 244H53V245L50 246ZM121 245H123V246L121 247ZM195 245L193 246V248L195 247ZM224 245H226V246H224ZM117 247H119V248H117ZM187 247L188 246H186V249L188 251L189 250H191V251L195 250L193 252H195V253L197 252L196 253L197 254L196 256H198V253H199L200 256H204L205 255L204 257H206V254L203 255L202 254L203 252L200 253L202 249H200L199 247H196V248H198L197 251H196V249H193L192 250L191 247H190V249H189V247L188 248ZM120 248H121V250H119ZM219 248H221L222 252H224L225 255L222 253V256H221V254H220L221 253V250H219ZM231 248H234V249H231ZM242 248H243V250H241ZM111 249L113 250V252H112ZM199 249H200V251H199ZM223 249H224V251H223ZM237 250H239V251H237ZM184 251L185 250H183V253H185ZM188 251H186V252L189 253V254H187V253L185 254L187 257L185 255H183L182 252H180L179 254H181L182 257L181 258L178 257L179 256V254H178V256H177L178 257L177 262L176 261H174V263L173 262L172 263L171 262L170 263L168 262L167 264H186V263L187 264H195V261L193 263V260L196 257V256H194L195 254L192 255ZM202 251H204V250H202ZM205 251H204V253H206ZM80 252H81V254H80ZM82 252H84V253H82ZM114 254H115V256H114ZM190 254H191V256H190ZM247 254L248 253H246L245 255H247ZM75 255L76 256L77 255H79V256L81 255V256L79 258V256L76 257ZM239 255L237 256V258L239 257L238 259H240V258H242V257L245 256V255L244 256L241 255L242 257H240ZM192 256H194V258H192L193 260L191 261L190 258ZM212 256H211V259L210 260H213L214 262H212V263H211V261L206 262V259L203 262L208 263V264H214L216 261L213 259ZM216 256H218V258ZM235 256L233 257L235 259V261H236L235 264H239V263H237V259L235 258ZM177 257H176V259H177ZM184 257H186V258H184ZM188 258H189V260H187ZM229 258L230 257H228L227 259H229ZM233 258H230V259H233ZM115 259H116L117 262L115 261ZM118 259H120V260L118 261ZM239 261L242 262L241 259ZM105 262H108V263H105ZM228 262H229V264H233L234 263V262L231 263L230 260L227 261V263ZM205 263H203V264H205ZM227 263H224V264H227ZM243 263H244V261H243ZM243 263H241V264H243Z\"/></svg>", "mask_w": 264, "mask_h": 264}, {"label": "bare ground", "instance_id": "6f19581e", "mask_svg": "<svg viewBox=\"0 0 264 264\" xmlns=\"http://www.w3.org/2000/svg\"><path fill=\"white\" fill-rule=\"evenodd\" d=\"M18 1H20V0H0V16H2V19H4V17H3V15H4V13H7V14H10L9 13V9H10V7H11V5H12V3L13 2H18ZM21 1H23V0H21ZM196 1V0H195ZM25 2V1H24ZM24 2H22L23 3V5H25V6H23L24 8H25V11H26V9L28 10V7H30L29 5L31 4V8H30V10H29V12H27L28 14H25V12H22L21 14H20V16L24 13V16H21V17H18L17 16V13H16V16L18 17V19H20V21L19 22H17L18 24L19 23H21V25H18L17 23L15 24V26L17 25V26H20L18 29H17V31H20V33H21V31H26L25 32V36H26V34L28 33L27 31L29 30L28 28L29 27H31L30 29H31V33L29 34H27V36L28 35H30V38H29V36L27 37V40H29V42H26L27 44V46L26 45H24V47H28V45H29V49H30V58H29V60H30V62H33V61H35V55H33V53L35 54V53H38L39 54V56H40V54H41V57H43V58H45L46 60H44V61H39V63L41 64L40 65V67L42 68V67H44V66H48L49 64H51V63H53V61H54V63L56 64V66L57 65H62V64H64V62L67 60V59H71V61L72 62H78V60L80 61V59L81 60H83V58H87V57H89V55L93 52V53H95V52H97V49H99V52L101 51V50H103V49H101V48H106V46H107V48L108 47H110L109 45H111V46H113V48L112 47H110L109 49H111L112 48V51L111 52H109V53H106L104 56H102V57H100V59L99 60H97L96 62H95V64H94V67H95V71H94V73H93V77L94 76H97V77H101L102 76V74L103 75H105V73H108L109 74V77L110 76H112L111 77V79L114 81V84H112L113 86H116L117 88H120V90H121V92L119 93V94H123L124 92L126 93V96H128V93H129V96H130V93L131 94H137V98H138V96L139 95H142V96H144V95H146V97H148V100L150 99L151 100V98L153 99V98H159L160 97V99H165V102H166V98H167V100L169 99L168 97H170L171 96V100L173 101H171L170 99L168 100V103H172L171 104V108H173V110L170 108V110L168 109V107H170V106H167V109L169 110H165L164 108V110L165 111H167V112H169L170 113V115H173V117L172 116H170V117H172V122L174 123V125L172 124H169L168 126H170L171 125V128L170 129H168L169 127L166 125V126H163L162 125V129H161V126H158L157 127V125L155 126H153L152 124L153 123H149V129H151L150 128V124H151V127H153V129L155 128L156 129V127H157V129H161V131H163L164 129H163V127H166L165 128V130H164V132H160V133H163L164 135H166L165 134V132H166V130H169V132H172L173 131V135H172V140L170 141V143L169 144H167V145H165V144H160V146L161 145H164V146H161L162 148L163 147H165L164 149H162L161 150V148H160V150L158 149L157 150V147L159 146V144L157 145V147H155V146H152L151 147V145H153V144H151V142H146V140H145V142L144 141H141V139H142V137L141 138H138L137 139V141L136 140H134V138H137L136 136H138L139 137V133L137 134V135H134V131L136 130V128H137V131H142L141 129H146V126L145 125H147V127H148V124H143V125H141V126H139V127H142L141 129L140 128H138V126L137 125H139V124H131V125H133L134 127H136V128H134V127H131V126H129V121L126 123V124H128V125H126L125 123V126H127V127H125V130L124 129H122L123 127L122 126H120V125H118L119 123L118 122H116V124L114 123L113 125L115 126H118V129L120 128L121 130H119V134L117 133L115 136L116 137H114V139H112L111 140V142L113 143V145L114 146H121L123 143V146H121L122 148H125V147H127V148H125V151H124V149L122 150H120V148H119V152H120V154H121V156H119V155H117V156H119V158H117V159H114V161L112 160L111 161V164L112 165H116L117 167L120 165H122V166H125V167H132L133 166V164L135 163H137V165H139L138 167H137V165L135 166L134 165V167L137 169V170H139V172L137 173L138 174V176H136L137 174H134V175H129V176H125L126 178H127V180L125 179V181H127V183L126 182H123L124 184H122L125 188V190H124V194L125 195H129V193L131 192H133L132 194H134L135 195V189H138V187L136 188V185L135 184H138V183H136V182H139V180H143V181H141V182H147L148 180L150 181V179L148 178V176L151 174V173H153V174H156V172L157 171H155V168H157L156 170H158L159 172H160V170H163V171H165V168H166V164H167V162L168 163H171V162H169V160L170 161H172V163L174 162L175 163V161H178V162H176L175 164H179V161L180 162H182L181 164L183 165V162L186 160V162H187V160H190L191 161V164H190V161H188L187 163L186 162H184V165H185V163L186 164H190V165H186V167H184V169L185 168H187V166H194V167H196V169H197V171L194 169V168H192L193 169V171L195 170V174H191V177L190 178H188L187 179V177H189L188 175L185 177V178H183V179H185L184 181H186V182H183V181H181V179H178V180H180V181H178V183L175 185L174 184V182H172L173 184L172 185H174L173 187H174V189H173V187H169V186H172V185H168V189L170 188L171 190H173V191H171V193H169V190H167V193H169V194H167L166 196H167V200L165 199V196H163V195H165L166 194V191H164V193H162V196H163V198H160L159 200H157L158 201V204H159V202H160V200L161 199H165V201H163V202H165V204L164 203H161L160 205H158V206H161V205H163V206H161V207H163V209H162V212H164L165 214L167 213V211H168V209H169V212L170 213H172V212H175L176 210H177V212H179V213H176L177 214V216H178V218H177V216L174 218V219H176L174 222H172L174 219H172L171 217H170V219H172L170 222H172V223H170L168 220H169V218H165L163 215V217L161 216V214H162V212H161V207H158L157 206V204H155L156 205V207H155V205L154 204H152V206L154 207H151V205H149L150 207H148V208H150V209H152V210H150V212H154V213H156V214H158L157 212H159V214H160V212H161V214L159 215H155V216H157V217H153L154 219H156V220H159V221H153V223H152V220H154V219H151V217L153 216L150 212H149V209H148V212H147V216H148V214L150 213V216L148 217L151 221H149L148 219H145V218H147V217H145L146 216V213L144 214L145 216V218H143V216H138V212L136 213L137 215H133V217L132 216H130V215H128V217L130 216V217H132V218H130V221H132V223H134V221H136L134 224H135V227H134V225H133V227H132V229L134 228H136L137 226H136V223L139 221L138 219L140 218V220H143V219H145L144 221H141V223H144L146 220L147 221H149L150 222V227L148 228V230L146 229V233H144V229L143 228H147L148 226H146L149 222H147L146 221V223H145V225L144 224H140V222L138 223V224H140V226H142L141 228H142V230H143V232H142V235H141V233H139V235H141V236H138V239L135 241L134 239H130L131 241H129L128 240V238L129 237H127V238H125L124 239V244H126V251H125V256H124V258H121L122 259V262L120 261V262H118V264H167L168 262L170 263H174V261H176L177 262V260H178V257H182L181 256V254H179L180 252H182V254L183 255H185L187 252L186 251H188L187 249H186V246H188L189 247V249H190V247L191 246H189V245H191L192 243H190L189 244V242H193L194 243V241L195 242H197V243H194L193 245H192V247H191V249L193 250V249H196V251L198 250V248H196V247H199L200 248V246H198L199 245V243H200V237L202 238V236L204 237V238H206L205 237V234L204 235H199V236H197L198 238L196 239V237L194 236V235H197V234H191L190 235V238L188 237L189 235L188 234H190V233H192V232H189L191 229H192V231H196V230H194L193 228V226H192V224H193V222H192V218H193V220H195L196 219V217L199 215L200 217H202V218H200V219H198V220H202L203 221V218H204V215H207L206 217H205V219L207 218V217H216L217 219L218 218H220V217H222V212L224 213L225 211H224V208H223V205H221L220 207H219V209L217 208V207H213V206H211V205H213L212 203H213V200L215 199V198H217V196L218 195H216V193H213V191L211 192V193H213L214 195H216L215 196V198L213 197L212 198V200H210L209 198H211V197H209L208 199H209V202L211 203L210 205L208 204H206L205 205V203H206V200H205V202H203L202 201V203H201V201H199L202 205L199 207V208H197V207H195V209L194 210H192V206H195V204L194 205H192V206H190L191 205V201L193 202L194 200H193V198H191L190 196H191V194H193L192 196L194 197L195 195H194V193L196 194V192L198 191H201L202 190V186L205 184H207V183H204V182H210V180H211V182L213 183H211L212 185H214V182L216 183L218 180H219V178H221L220 177V175L223 173V175H224V173H228V171H233V169H234V165H235V161H238L237 159H238V157L237 156H241L240 154H238L237 155V152H239L237 149L241 146V144H243V145H245V146H247L248 147V143H250L249 142V140L251 139L246 133H248V132H246V133H244L245 131L244 130H246V128H248L247 126H248V121H247V123L245 122V124H247V126L246 125H244V121H246V119H248V118H250V119H248V120H251V117H249L250 116V112H251V109L252 110H255V109H257L258 111H259V109L261 110L262 108H264V96H262V95H260V93H258L257 94V90L255 91V90H251L252 88H253V81L251 80L252 78V75L250 76V75H247V73H246V68L247 67H245V69H244V66L246 65V63H245V65H244V63H242L239 59L238 60H235V64L236 65H234V67H232L233 69H227V76H226V78H228L232 83H234V85H235V88H237L236 90H239L240 91V93L239 94H237L236 93V91L234 92V93H236V94H234L233 92L232 93H228V92H226V93H223V92H221V97H219L221 100H219L218 102V104H215L214 105V103H212L211 105H210V103H209V105H208V103L205 105H200L201 104V102L199 103V102H197L196 100H198L197 99V97H196V99H194L195 98V94H197L195 91V94L193 93V90H200V89H195V84H194V81L197 79L196 77H195V79L193 78V76H194V74H196V76H198L199 74H197V73H199V72H197V73H195L196 72V67H197V65H195V63H192V62H190V53L193 51V46H191L190 45V43L189 42H186V43H184L183 45H177V41L179 40V38H181L182 37V31H184V28L182 27V26H184L185 24H187V18H186V11H184V10H181V11H179L180 12V15H177L176 14V12H175V10H177L178 8H179V3H181V4H184L185 5V7H191V8H193V9H196L197 8V6L195 5V3H194V0H174V3H173V5H168V6H166V8H164L163 7V9L165 10V12H164V10H162L161 8H160V6H162V4H163V2H164V0H31L30 2L29 1H26V3L27 2H29L28 3V5L27 4H25ZM17 4V3H16ZM18 4H20V2L18 3ZM17 4V5H18ZM13 6V5H12ZM21 6H22V4H21ZM28 6V7H27ZM18 7V6H17ZM22 7V8H23ZM19 8H21L20 6H19ZM18 9V8H17ZM16 9V10H17ZM15 10V9H14ZM23 10V9H22ZM21 10V11H22ZM8 11V12H7ZM18 11V10H17ZM167 11V12H166ZM20 13V12H19ZM166 14V18H165V22H163L162 23V21H161V18L160 17H162V16H164ZM184 14V15H183ZM15 15V14H14ZM9 16V15H8ZM14 19H15V17H14ZM22 19V20H21ZM66 19H68L69 21L71 20V22H76L77 24H78V30H76L75 31V38H73V40H71L72 42H70V43H66V46H65V48L68 50V48L73 44V45H75V46H77L76 47V49H75V51H74V49H73V53L72 54H70V52L68 53L67 52V57L66 56H64V58H61V56H60V58L59 59H54V60H50V59H48L49 58V56H52L53 57V53L51 54V52H53L52 50V47H50V45H51V42L49 41V39L50 38H54V37H61L62 39H65V37H66V34H65V32H64V29H63V27H62V25H61V22L60 21H62V20H66ZM1 20V19H0ZM6 20H10V18L8 19V17H6ZM5 20V21H6ZM155 20H157V22L155 21ZM1 21H3V20H1ZM14 21V20H13ZM15 21H17L16 19H15ZM7 22V21H6ZM10 22V21H9ZM74 22V23H75ZM214 22V21H213ZM11 23H12V20H11ZM10 23V24H11ZM2 24H3V22L1 23L0 22V27L2 26ZM7 24H9L8 22H7ZM9 24V27H11V25ZM4 25V24H3ZM149 26L150 27V30L152 31V32H150V31H145V30H148V29H145V27L146 26ZM152 27H154V29H151V26ZM5 26V25H4ZM7 26V25H6ZM13 26V25H12ZM15 26H14V28H15ZM163 26H166L165 28H163ZM8 27V28H9ZM28 27V28H27ZM1 28H3V31H4V27L2 26ZM0 28V29H1ZM12 29H13V27H11ZM10 28V29H11ZM26 28H27V30H26ZM147 28V27H146ZM156 28V29H155ZM6 27H5V32H6ZM10 29L8 30V31H10ZM25 29V30H24ZM2 30H1V33L3 32ZM5 32H3V33H5ZM16 32V31H15ZM150 34H149V33ZM7 33V32H6ZM12 33V32H11ZM19 32H17L16 33V35H15V33H14V31H13V34H14V36L16 37H13V34H12V39H11V42H9L10 40V38H9V36H10V32H8V34H6V36H5V34H3V35H0V36H5L4 38V40L5 41H7L9 44L10 43H12V42H14V40H15V42H17V44H15V46L14 47H11V45H10V48L8 49L7 48V50L9 51H11V48H15V47H17L16 45H18V39H21V40H23V39H25V38H17V37H20L21 36V34L23 33L24 34V32H22L21 34H20V36H19V34H18ZM22 34V35H23ZM25 36H23V37H25ZM22 37V36H21ZM144 37H148V41H146L145 40V42H144ZM6 38H7V40H6ZM68 38V37H67ZM0 39H1V37H0ZM2 39H3V37H2ZM17 39V40H16ZM145 39H147V38H145ZM4 40H1L2 42H5ZM26 40V39H25ZM66 40V39H65ZM143 40V41H142ZM20 41V40H19ZM137 41H139V44H138V42ZM7 42H5V44H6V46L8 47V43ZM134 42H136V44L134 43ZM147 42V43H146ZM23 43V41L21 42V44ZM121 43V44H120ZM131 44V43H134L133 44V46H125V44ZM1 44H3V43H1ZM23 44H25V43H23ZM112 44H114V45H117V44H119V45H122V44H124V46L125 47H117L115 50H113L115 47H114V45H112ZM73 45L71 46L72 48H73ZM106 45V46H105ZM132 45V44H131ZM137 45V46H136ZM6 46H4V44L1 46V48L3 49V50H6ZM19 46V45H18ZM21 47V46H20ZM19 47V48H20ZM24 47H21L22 49H24ZM49 47L51 48V50L49 49ZM0 48V49H1ZM5 48V49H4ZM21 48L19 49V51L21 50ZM71 48V49H72ZM70 49V48H69ZM14 50V49H13ZM55 50V49H54ZM66 50V51H67ZM15 51V50H14ZM14 51H13V53H14ZM107 51V50H106ZM216 51V50H215ZM220 51H221V49H220ZM1 52V51H0ZM27 51H25V53H26ZM217 52V51H216ZM6 53H8V52H6ZM12 52H11V57H12V59L9 61L8 59L6 60L7 62H11L12 60H13V55H15V54H13ZM101 53V52H100ZM112 53H115L114 55H115V57H116V54H118L117 55V58H119V55L121 54V57H123V56H128L129 57V59H132L133 61H137V65H138V67L140 68V69H142V68H144V69H148V71H151V72H147L144 76H134V77H130V78H128V77H126L125 75H124V70H122L121 69V66L119 65V63L117 62V60L116 61H114L113 60V54ZM212 53V52H211ZM214 53V52H213ZM1 54V53H0ZM2 54H4V52H2ZM1 54V55H2ZM21 54V53H20ZM22 54H24V53H22ZM27 54V53H26ZM32 54V55H31ZM96 55L98 54V52L97 53H95ZM108 54V55H107ZM110 54H112V56L110 55ZM216 54V53H215ZM0 55V56H1ZM7 55V54H6ZM5 55V56H6ZM46 55V56H45ZM92 55V54H91ZM106 55H107V57H106ZM234 55H236V54H234ZM10 56V55H9ZM45 56V57H44ZM78 57L77 59L75 58V57ZM112 57V58H110V57ZM217 56V55H216ZM3 57V56H2ZM1 57V58H2ZM48 57V58H47ZM66 57V58H65ZM91 57H93V56H91ZM99 57V56H98ZM110 58L111 60H109V61H106V62H104L103 64H100L99 62L102 60V61H104L105 59H107V58ZM114 57V58H115ZM143 57H144V59H143ZM148 57V58H147ZM162 57H165L166 59H170L171 60V63H170V67L173 69V73L172 74H170L171 75V77H172V82H164V81H159L158 79H156L157 80V82L155 81V76L157 75L156 73H160V72H156L157 71V69L160 67V62H159V59H161ZM6 58H9V57H6ZM15 58V57H14ZM116 58V59H117ZM147 58V59H146ZM151 58H153V60L151 59ZM4 59H5V57H4ZM3 59V60H4ZM15 59H17V58H15ZM48 59V60H47ZM66 59V60H65ZM89 59V58H88ZM148 59H150V60H148ZM217 59V58H216ZM224 58H222L221 60H222V63H223V61H226V60H223ZM3 60H2V62H1V60H0V62L1 63H4L3 62ZM75 60V61H74ZM152 60V61H151ZM218 61L220 60V59H217ZM14 61V60H13ZM206 61H207V59H206ZM206 61H205V63H206ZM217 61V62H218ZM15 62V61H14ZM0 63V64H1ZM219 63V62H218ZM5 64H8V63H5ZM13 64V62L9 65V67H11V66H13L12 65ZM207 65H208V63H207ZM223 65V64H222ZM227 64H226V62H224V66H226ZM0 66H5L4 64L2 65H0ZM17 66V65H16ZM202 66V65H201ZM203 66H204V61H203ZM247 66V65H246ZM252 66V65H251ZM254 67V66H253ZM221 68V67H220ZM226 68H227V66H226ZM229 68V67H228ZM250 68V67H249ZM98 69H103V72H99V71H97ZM160 69V68H159ZM223 69V68H222ZM5 70V69H4ZM12 70V69H11ZM11 70H9L10 72H14V71H11ZM242 70H245V71H242ZM251 70V69H250ZM254 70V69H253ZM1 71V70H0ZM6 71V70H5ZM32 71H33V69H32ZM31 71V72H32ZM41 71V70H40ZM209 71V70H208ZM10 72H8V71H6V72H0V119H1V117H2V119L1 120H3V119H5L4 121H5V123L7 124V126H8V130H10L11 132L13 131V126H12V123H13V118H12V116H11V112H9V110H7V105L9 104V102H8V100H9V97L10 96H8V95H10V94H8L7 95V97L6 98H8V99H5L6 101V103H8V104H6L5 102H4V98H5V95L7 94V93H5V91H8L7 89H9L10 88V90L8 91L9 93H11V94H13V91H11L13 88L11 87V85L13 86V84H10V82L12 81V80H14V77H15V74L13 73H10ZM35 71H33L32 73H33V75H34V77L36 76V72L34 73ZM243 72H245V73H243ZM250 72V71H249ZM37 73H39V72H37ZM191 73H194V74H191ZM163 74V73H162ZM201 74V73H200ZM207 74V73H206ZM253 74V73H252ZM99 75H101V76H99ZM158 75H160V74H158ZM185 75V76H184ZM193 75V76H192ZM208 75V74H207ZM91 76V77H92ZM255 78V77H254ZM35 79H37V78H35ZM108 79V78H107ZM149 80V82L147 81H145V83H142V82H144V80ZM125 80V81H124ZM140 80L142 81V82H140ZM155 82H154V81ZM194 80V81H193ZM199 80V79H198ZM220 80V79H219ZM109 80H107L106 81V83L108 82ZM221 81V80H220ZM100 83H99V85H100V87H101V85L103 84V82L100 80L99 81ZM105 82V81H104ZM258 82V81H257ZM217 83V81L215 82V84ZM218 83H220V82H218ZM259 83V82H258ZM108 84V83H107ZM106 84V85H107ZM254 84H256V82L254 83ZM105 85V84H104ZM110 85V84H109ZM191 85H192V87H191ZM195 85V86H194ZM249 85V86H248ZM251 85V86H250ZM167 86H168V88L169 87H171L170 89L172 90H170V89H168L167 88ZM192 88V92L191 91H189L190 90V87ZM194 86V87H193ZM251 87V89H249L248 87ZM255 86V85H254ZM257 86V85H256ZM3 87H6L5 89L3 88ZM17 87V86H16ZM106 87V86H105ZM109 87V86H108ZM107 87V88H108ZM112 87V86H111ZM146 87H149L148 89H149V93H147V92H144V91H147V89H146ZM197 87H198V85H197ZM215 88L217 87V86H214ZM1 88H3L4 89V93H5V95H1L2 93V90L3 89H1ZM12 88V89H11ZM22 88V87H21ZM47 88V87H46ZM102 88V87H101ZM114 88V87H113ZM143 88H145L146 90H143ZM151 88H153V89H151ZM159 88V89H158ZM189 89V90H187V89ZM234 88V89H235ZM258 88V87H257ZM17 89V88H16ZM45 89V88H44ZM112 89V88H111ZM164 89V91H165V93H164V91L162 92V90ZM168 89L169 91H171V93L173 92V95H174V97L176 98H174V97H172V95H171V93L169 92V93H167L168 91H166V90ZM174 89V90H173ZM202 89V88H201ZM211 89V93H213L214 94V92L212 91V88H210ZM210 89H208V91L210 90ZM218 89V88H217ZM118 90V89H117ZM153 91V93H155V94H153L151 91ZM157 90H158V92H157ZM182 90L184 91H189V93H191L190 95H189V93L186 91V93H187V95H186V93H185V91L184 92H182ZM204 90H206L205 88L204 89H202V91L204 92V94H202V96L203 95H205L206 96V98L209 96L208 94H209V92L207 93V94H205V91ZM219 90L220 89H218L217 91L219 92ZM46 91V90H45ZM49 91V90H48ZM53 91V90H52ZM106 91V90H105ZM112 91V90H111ZM155 91V92H154ZM197 91V92H198ZM202 91H199L198 93L201 95V93H203ZM256 92V93H254V92ZM19 92V91H18ZM128 92V93H127ZM150 92L152 93V94H150ZM185 93V96H186V101H183L182 99L184 98H181V96H183V95H181V93ZM3 93V94H4ZM15 93V92H14ZM25 93H26V91H25ZM50 93V92H49ZM164 94V95H161V96H159V94ZM179 93H180V97H177V96H179ZM215 93H217V92H215ZM144 94V95H143ZM157 94V95H156ZM165 94H167V95H170V96H168L167 97V95H165ZM194 94V95H193ZM198 94V95H199ZM213 94H211V95H213ZM14 95V94H13ZM40 95V94H39ZM45 95V94H44ZM50 95V94H49ZM154 95V96H153ZM156 95V96H155ZM189 95V97H187ZM193 95V96H192ZM208 95V96H207ZM18 96V95H17ZM29 96V95H28ZM42 96V95H41ZM47 96H48V94H47ZM132 96V95H131ZM130 96V97H131ZM166 97V98H161V97ZM216 96V95H215ZM4 97V98H3ZM12 97V96H11ZM15 97V96H14ZM123 97H124V95H123ZM122 97V98H123ZM133 97V96H132ZM131 97V99L133 100L134 98H132ZM135 97H136V95H135ZM145 97V98H146ZM190 97H193V98H191L190 100H189V98ZM13 98V97H12ZM12 98H10V100L12 99ZM45 98V97H44ZM50 98V97H49ZM48 98V99H49ZM55 98V97H54ZM121 98V97H120ZM137 98H135L134 100H138L139 98H141L140 96H139V98L137 99ZM173 98H174V100H173ZM201 98V97H200ZM216 98H217V96H216ZM14 99V98H13ZM15 99H16V97H15ZM23 100H24V98H22ZM57 99V98H56ZM55 99V100H56ZM129 99V98H128ZM184 99V100H185ZM195 100V102H197V103H194V100ZM27 100V99H26ZM50 100V99H49ZM134 100L133 101H131V102H133L134 103ZM143 100V99H142ZM154 100V99H153ZM156 100V99H155ZM162 100V101H163ZM209 100V99H208ZM211 100V99H210ZM21 101V100H20ZM36 101V100H35ZM42 101V99L40 98V96L38 97V102H40V104H38L39 106H40V108H39V110H38V112H36V118L37 117H39L40 115H41V113H43L44 115H45V112L46 111H44V110H46V109H44L43 108V103L41 102ZM45 101V100H44ZM47 101V100H46ZM52 101V100H51ZM123 101V100H122ZM126 101H128V100H125V103H126ZM171 101V102H170ZM188 101V102H187ZM199 101V100H198ZM37 102V101H36ZM54 102H56V101H54ZM138 102H140V101H138ZM183 102V103H182ZM23 103V102H22ZM128 103V102H127ZM137 103V102H136ZM167 103V102H166ZM199 103V104H198ZM54 104V103H53ZM163 104H164V102H163ZM196 104H198V105H200L201 107H199L200 108V111L198 110L197 111V109H198V106H196V108L194 107ZM48 105V104H47ZM128 105V104H127ZM167 105H169V104H167ZM208 105V106H207ZM45 106V105H44ZM148 106H150V105H148ZM157 106V105H156ZM205 106V107H204ZM61 107V106H60ZM70 107V106H69ZM129 108L131 107V106H128ZM146 107V106H145ZM159 107H160V105H159ZM38 108V107H37ZM42 108H43V110H42ZM46 108H48V107H46ZM141 108V107H140ZM147 108V107H146ZM153 108V107H152ZM156 108V107H155ZM203 108V109H202ZM254 108V109H253ZM6 109V110H5ZM55 109H56V107H55ZM61 109V108H60ZM131 109H133L132 107H131ZM142 109V108H141ZM163 109H162V111H163ZM70 110H72V109H70ZM136 110V109H135ZM145 110H147V109H145ZM149 110V109H148ZM151 110H154V109H151ZM157 110H159V109H157ZM53 111V110H52ZM66 111V110H65ZM137 111V110H136ZM138 111H140V112H138V114L137 115H142V110H138ZM155 111V110H154ZM154 111H152V112H154ZM257 111V112H258ZM262 111V110H261ZM69 112V111H68ZM98 112V111H97ZM124 112H127V110L126 111H124ZM146 112V111H145ZM164 112V111H163ZM219 112L220 113H222V112H230L229 114H227L226 115V117H227V119H228V121L225 119V121H223V122H221L222 124H224V122H226V124H224L223 126H222V128H221V125H219L220 124V122H219V124L217 123V125L221 128V129H219V127L218 126H216V125H214L213 123H212V121H211V119L213 118L214 119V117H212V116H214V115H216V117H217V114H218V116H219ZM247 113V115H248V118H246L245 119V117L246 116H244V120H243V118H242V114L243 113ZM257 112L255 113V112H253L255 115V118H256V115H257ZM264 112V111H263ZM32 113H33V111H32ZM47 113V112H46ZM49 114H50V112H48ZM47 113V114H48ZM72 113H73V111H72ZM111 113V112H110ZM120 113V112H119ZM150 113V111L148 112V114ZM226 113H223L224 115L226 114ZM242 113V114H241ZM29 114V113H28ZM42 114V115H43ZM70 114V113H69ZM68 114V115H69ZM95 114V113H94ZM147 114V115H148ZM160 114V113H159ZM162 114V113H161ZM160 114V115H161ZM42 115H41V117H42ZM73 115V114H72ZM95 115H98V114H95ZM112 115V114H111ZM152 115V114H151ZM179 115H181V116H179ZM182 115H184L186 118H184L185 120L188 118V120H190V122L188 121V120H186V121H188L187 123L185 122V120L182 118H179V119H181L180 121L178 120V116L179 117H182ZM188 117H187V116ZM229 115H232L233 116V118H231ZM240 116V115H242V116H240L241 117V120L239 121V119H240V117H239V119H238V117H236V119H235V117L234 116ZM263 115V114H262ZM261 115V116H262ZM51 116H53V115H51ZM70 116V115H69ZM110 116V115H109ZM165 116V115H164ZM169 116V115H168ZM168 116H167V118H168ZM183 116V117H184ZM210 116L212 117L211 119H210ZM220 116H222V115H220ZM219 116V117H220ZM251 116H252V114H251ZM6 117H9L8 119L6 118ZM27 117H29V115L27 116ZM45 117V116H44ZM146 118L147 116H145V114H144V112H143V115H142V118ZM230 117V118H229ZM30 118V117H29ZM35 118V119H36ZM112 118V117H111ZM113 118H114V115H113ZM162 118V117H161ZM164 118H166V117H164ZM206 118H208V120L206 119ZM252 118H253V116H252ZM10 119V120H9ZM18 119V118H17ZM22 119V118H21ZM30 119H32V118H30ZM39 119H40V117H39ZM122 119V118H121ZM124 119H125V117H124ZM212 119V120H213ZM220 119H221V117H220ZM0 120V121H1ZM19 120V119H18ZM24 120V119H23ZM27 120V119H26ZM42 120V119H41ZM94 120H95V118H94ZM97 120V119H96ZM116 120V119H115ZM125 120H127V119H125ZM129 120V119H128ZM166 120V119H165ZM170 120H171V118H170ZM182 120H184V124H182L181 123V121ZM203 121V120H205V123H204V121H203V123L204 124H202V125H200L201 124V122L200 121ZM210 120V122L214 125V127L216 126V127H218L217 129L215 128V130L213 131V130H211V131H213V132H215V131H219V133H218V131H217V134H216V132H215V134H202V131H203V129L201 130L200 128H194L195 127V125L196 126H198V127H203V125H206V123H209V122H206V121H209ZM215 120V119H214ZM236 120L238 121V122H236ZM242 120H243V123H242ZM253 120V119H252ZM262 120V119H261ZM16 121V120H15ZM37 121H39V120H37ZM44 121H46V120H44ZM117 121V120H116ZM119 121H123V120H119ZM169 121V120H168ZM114 122V121H113ZM171 122V121H170ZM217 122V121H216ZM258 122V121H257ZM1 123V122H0ZM3 123V122H2ZM42 123V121L40 122V124ZM93 123H95V122H93ZM92 123V124H93ZM123 123V122H122ZM122 123H120V124H122ZM167 123V122H166ZM182 124V125H175V124ZM189 123V124H188ZM199 123V124H198ZM238 123V124H237ZM240 123H242L243 124V126H244V128L243 127H241L242 126V124H240ZM249 123H250V121H249ZM263 123V122H262ZM4 124V123H3ZM9 124V125H8ZM44 124V123H43ZM54 124V123H53ZM91 124V125H92ZM123 124V125H124ZM198 124V125H197ZM212 124H210V125H212ZM239 124L241 125L240 127H239ZM250 124H252V123H250ZM1 125V124H0ZM46 125H47V123H46ZM94 125H97L96 123L94 124ZM207 125H209V124H207ZM206 125V126H207ZM213 125H212V128H213ZM6 126V127H7ZM50 126V125H49ZM144 126V127H143ZM206 126H204L203 128L205 129L206 128ZM246 126V127H245ZM253 126V125H252ZM13 127V128H12ZM57 127V126H56ZM173 127V128H172ZM16 128L17 127H15V130H16ZM37 128V127H36ZM115 128V127H114ZM193 128H194V130L195 129H197L196 130V132L198 133L200 130H201V134L200 133H198V134H196V133H193L192 132V130H193ZM210 128H211V126H210ZM209 128V129H210ZM244 130H243V129ZM1 129V128H0ZM37 129H39V128H37ZM44 129V128H43ZM51 129V128H50ZM56 129V128H55ZM140 129V130H139ZM149 129H146V130H148V132H150V130ZM157 129L156 130H152L151 132H153V131H157ZM198 129H200V130H198ZM208 129V128H207ZM207 129H205L206 130V132H207ZM208 129V130H209ZM240 129L242 130V131H244L243 133H244V135L246 136L247 135V137H249V138H247V137H245V136H243V135H241V131H240ZM3 130V129H2ZM128 131V132H124V131ZM146 130H144L145 132H146ZM171 130V131H170ZM37 131V130H36ZM42 131V130H41ZM116 132H118V130L116 129L115 130ZM137 131L135 132V133H137ZM160 131V130H159ZM158 131V132H159ZM19 132V131H18ZM35 132V131H34ZM43 132V131H42ZM41 132V133H42ZM132 132V135H130V133ZM143 132V131H142ZM142 132L140 133V134H142ZM154 132V133H155ZM169 132H166V133H168V134H170ZM113 133V132H112ZM112 133H111V135H112ZM122 134V136H121V134ZM126 133V135H125V137H123L124 136V134ZM129 134V137L127 136L128 134ZM144 133V132H143ZM157 133V132H156ZM242 133V134H243ZM46 134V133H45ZM35 135V134H34ZM48 135V134H47ZM118 135V136H117ZM133 135H134V138H133ZM120 136L123 138V139H120ZM127 136V137H126ZM131 136H132V138H133V140L132 139H130L131 138ZM45 137V136H44ZM243 137H245V139L247 140L248 139V141H245V143H247V144H244V143H242L245 139L243 138ZM251 137H252V135H251ZM255 138H256V136L254 137V140H255ZM94 138H92V140H93ZM171 139V138H170ZM169 139V140H170ZM253 139V138H252ZM259 139H260V137H259ZM262 139L263 138H261L260 139V141H262ZM41 140V139H40ZM45 140H47V138L45 139ZM88 140V139H87ZM87 140L85 139L84 140V143H85V145L83 146L85 149L86 148H88L89 146H90V150H91V146L95 143V145L94 146H92V149H93V147H95L96 145H100V144H97L96 143V141L97 140H88V142H87ZM142 140H144V139H142ZM165 140V139H164ZM257 140V139H256ZM87 142V144H86V142ZM94 142L93 144H92V142ZM133 141V142H132ZM135 141V142H134ZM250 141H252V140H250ZM45 143H46V141H44ZM109 142V141H108ZM118 142V143H117ZM121 142V143H120ZM253 142V141H252ZM252 142L250 143V145L252 144ZM255 142V141H254ZM49 143V142H48ZM83 143V144H84ZM101 143V142H100ZM111 143V144H112ZM149 143L151 144V145H149ZM168 143V142H167ZM256 143V142H255ZM259 143V141H257V143L256 144H258ZM42 144V143H41ZM50 144V143H49ZM53 144V143H52ZM51 144V145H52ZM54 144H55V141H54ZM50 145V146H48V144H47V146H46V150H48V148H50V152L52 151V147H57V148H59L60 146H59V144L57 143V145L55 144V145ZM125 144H129V145H125ZM155 144V143H154ZM256 144H252L253 145V147L252 146H250L249 145V149L252 147L253 149H254V147H256L257 148V146H256ZM260 144H262V143H260ZM46 145V144H45ZM86 145H89L88 147H85ZM112 145V146H113ZM131 145V146H130ZM59 146V147H58ZM81 146V144L79 145V147ZM81 146V148L83 149V147ZM111 146V145H110ZM111 146V147H112ZM125 146V147H124ZM129 146V147H128ZM43 147H44V145H43ZM97 147V146H96ZM95 147V148H96ZM152 148V150H151V148ZM244 147V146H243ZM258 147H259V145H258ZM260 147H261V145H260ZM260 147H259V149H260ZM264 147V146H263ZM53 148V149H54ZM94 148V150H96ZM110 148V147H109ZM153 148H155V150H157V151H155L154 152V149ZM242 148V146L240 147V149ZM244 148H246V147H244ZM252 148L250 149V150H252ZM255 148V149H256ZM80 149V148H79ZM82 149H81V151L80 152H82ZM89 149H86V150H84L85 152L87 151V150H89ZM113 149H115V148H113ZM150 149V150H149ZM246 149H248V148H246ZM246 149H244V151L246 150ZM258 149V148H257ZM45 150V151H46ZM89 150V151H90ZM117 150V149H116ZM212 150H216V151H218L219 153H220V155H219V153L218 154H216L217 152L216 151H214V152H216V153H212ZM235 150V151H234ZM236 150H237V152H236ZM243 150V149H242ZM7 150H5V152H6ZM78 151V150H77ZM92 151V150H91ZM121 151H123V152H121ZM153 151V152H152ZM223 151V153L221 154V152ZM249 151V150H248ZM4 152V151H3ZM4 152V153H5ZM8 152V151H7ZM41 152H42V150H41ZM48 152V151H47ZM93 152V151H92ZM95 152V151H94ZM246 152V151H245ZM4 153L2 154V155H4ZM43 153H44V151H43ZM54 153H55V151H54ZM58 153V152H57ZM107 153V152H106ZM254 153V152H253ZM49 154V153H48ZM56 154V153H55ZM60 154V153H59ZM104 154V153H103ZM248 154V153H247ZM250 154L252 155V153L251 152H249V154H248V158H247V160L245 159V157L243 156V159L241 158V160H242V162L240 161H238L242 166L243 165H245L244 163L246 162L247 163V165H246V167H248L249 168V166H250V164L252 163L251 161L253 160H250L249 158L251 157V158H253L252 156H250ZM1 155V154H0ZM7 155V154H6ZM50 155H51V153H50ZM58 155V154H57ZM77 155H80V154H77ZM81 155L83 156V152L81 153ZM92 155H93V153H92ZM100 155V154H99ZM102 155V154H101ZM107 155V154H106ZM259 155V154H258ZM262 155V154H261ZM10 156V155H9ZM14 156V155H13ZM45 156V155H44ZM43 156V157H44ZM54 156V155H53ZM59 156V155H58ZM76 156V155H75ZM81 156V157H82ZM90 156V155H89ZM98 156V155H97ZM112 156H113V154H112ZM124 156H125V158H124ZM257 156V155H256ZM11 157V156H10ZM51 157V156H50ZM78 157V156H77ZM88 157V156H87ZM120 157H121V159H120ZM242 157V156H241ZM8 158V157H7ZM31 158V157H30ZM54 158V157H53ZM53 158H51L52 160H53ZM56 158V157H55ZM111 158H113V157H111ZM3 159V158H2ZM47 159H48V157H47ZM82 159H84V158H82ZM123 159V160H122ZM125 159V160H124ZM240 159V158H239ZM248 159L250 160V161H248ZM13 160H15V159H13ZM77 160V159H76ZM80 160V159H79ZM90 160V159H89ZM184 160V161H183ZM1 161V160H0ZM8 161H10V159L9 160H7V163H8ZM17 161V160H16ZM50 161V160H49ZM87 161V160H86ZM120 161V162H119ZM167 161V162H166ZM243 161H244V163H243ZM248 161V162H247ZM2 162V161H1ZM24 162V161H23ZM47 162V161H46ZM45 162V163H46ZM83 162V161H82ZM166 162V163H165ZM238 162H236V165H235V167L237 168V167H239V168H244V167H241L240 166V164L239 165H237V163ZM2 163H6V161L4 162V160H3V162ZM15 163V162H14ZM43 163V162H42ZM44 163V164H45ZM84 163V162H83ZM108 163V162H107ZM133 163V164H132ZM164 163H165V168L164 167H161L162 165H164ZM172 163H171V165H172ZM173 163V164H174ZM243 163V164H242ZM249 163V164H248ZM130 164H132V166H130ZM180 164V165H181ZM261 164V163H260ZM0 165H2V164H0ZM13 165V164H12ZM15 165V164H14ZM17 165V164H16ZM35 165V164H34ZM46 165V164H45ZM107 165V164H106ZM110 165V164H109ZM127 165H129V166H127ZM170 165V164H169ZM168 165V166H169ZM179 165V166H180ZM233 165V166H232ZM252 165V164H251ZM39 166V165H38ZM115 166V168H117ZM167 166V167H168ZM178 165H176V167H177ZM192 166V167H193ZM26 167H28V166H26ZM49 167V166H48ZM100 167H102V166H100ZM159 167L161 168L160 170H159ZM170 168L172 167H175V165H172V166H169ZM230 167H232V170H230L231 168ZM246 167H245V170L247 171V169H246ZM256 167V166H255ZM264 167V166H263ZM7 168V167H6ZM14 168V167H13ZM36 168V167H35ZM112 168H113V166H112ZM115 168H113V169H115ZM122 168V171H123V168L124 167H121ZM144 168H146V169H148V168H150V170H152V168L154 169V170H152V171H150L149 169H148V171L147 170H145ZM162 168H164V169H162ZM181 168V167H180ZM251 168V167H250ZM20 169V168H19ZM49 169V168H48ZM95 169V168H94ZM103 169H104V167H103ZM119 169V168H118ZM132 169V168H131ZM143 169H144V171H145V174H143L144 173V171H143ZM168 169V168H167ZM252 169V168H251ZM250 169V170H251ZM3 170V169H2ZM21 170H24V169H22L21 168ZM26 170V169H25ZM35 170V169H34ZM100 170V169H99ZM106 170V172H107V168L105 169ZM104 170V171H105ZM178 170V169H177ZM190 170H191V168H190ZM227 171V172H223V171ZM238 170H240V171H242V169H238ZM252 170H254V169H252ZM251 170V171H252ZM260 170V169H259ZM103 170H100L99 172H96V174L95 175H97V176H104V175H102V174H104L105 172H104ZM109 171V170H108ZM141 171H142V173H141ZM147 171V172H146ZM149 171L151 172L149 175H148V173H149ZM154 171H155V173H154ZM173 171V170H172ZM192 170H191V173L193 172ZM246 171H244L246 174H247V172ZM257 171V170H256ZM261 171V170H260ZM260 171H259V173H260ZM32 172V171H31ZM38 172V171H37ZM104 172V173H103ZM127 172V171H126ZM135 172V171H134ZM179 172V171H178ZM190 172V171H189ZM222 172V173H221ZM239 172V171H238ZM238 172H237V169H236V174L238 175ZM23 173V172H22ZM39 173V172H38ZM43 173V172H42ZM110 174H111V171L109 172ZM125 173V172H124ZM130 173H132L131 171H130ZM129 173V174H130ZM158 173V172H157ZM221 173V174H220ZM242 174H243V172H241ZM263 173V174H262ZM10 174V173H9ZM19 174V173H18ZM26 174V173H25ZM28 174H30V173H28ZM92 174V173H91ZM106 174L107 173H105V176H106ZM150 175L151 176V178L153 179V178H155L156 179V177L154 176V175ZM163 175H164V173H162ZM166 174V173H165ZM169 174V173H168ZM172 174V173H171ZM170 174V175H171ZM184 174V173H183ZM188 174H190V173H188ZM231 174V173H230ZM236 174L235 175H233L232 177H234L235 178V176H236ZM239 174H240V172H239ZM256 174V173H255ZM260 174H262V175H264V172H261ZM260 174H256V175H252V178L250 179V180H245L244 178L240 181L239 179H236V178H240V176L241 175H239V177H237L236 176V180H238L237 182H228V184H227V186H226V193H228L229 195H227V194H225V196L227 195L228 197L230 196H234V197H236V196H238V197H240V198H242V199H240L239 201H241L240 203H242V204H240V205H242L243 207H237V206H235V204H236V202H235V204H234V206L235 207H237L238 209L236 210L235 209V207H234V209H235V211H234V209H233V211L231 210H227L226 209V212L225 213H227L228 214V216H229V218L231 217L232 218V220H234V221H238V219H240L241 220V218H240V216L242 215H246L245 216V220L246 221H248V222H246L245 224H247L246 226H248L250 223H251V221H250V223H249V220H247L249 217H250V215H252L253 213L251 212V211H255V204L254 203H256L255 202V200H254V203H253V200H252V196L253 195H255V194H253V192L254 191H256V189L258 188H256V189H253L252 187L254 186V187H256L253 183H255V182H253V181H251V180H256V181H258L256 178H254L255 176H258L259 175V177L261 176ZM23 175V174H22ZM38 175V174H37ZM45 175H48V174H45ZM108 175V174H107ZM122 175V174H121ZM158 175V174H157ZM173 175H174V173H173ZM30 176L32 177V175L30 174ZM52 176V175H51ZM145 176L147 177V179L145 178ZM153 176V177H152ZM162 176V175H161ZM161 176H160V178H161ZM166 176V175H165ZM167 176H169V175H167ZM243 177L245 176V175H242ZM241 176V177H242ZM20 177V176H19ZM27 177V176H26ZM118 177H119V175H118ZM124 177V178H125ZM137 177V178H136ZM230 177V176H229ZM232 177H230V178H232ZM246 178H247V176H245ZM259 177H257V178H259ZM12 178V177H11ZM21 178H22V176H21ZM21 178H20V180H21ZM33 178V177H32ZM40 178V177H39ZM42 178V177H41ZM106 178V177H105ZM104 178V179H105ZM115 178V177H114ZM157 178H158V176H157ZM164 178H166V177H164ZM163 178V179H164ZM173 178V177H172ZM230 178H228L229 179V181H232ZM249 178H250V176H249ZM248 178V179H249ZM261 178V180L263 179L262 177H260ZM5 179V178H4ZM8 179V178H7ZM15 179H16V177H15ZM17 179H18V177H17ZM26 179V178H25ZM91 179H93V178H91ZM113 179V178H112ZM111 179V180H112ZM120 179V178H119ZM151 179V180H152ZM159 179V178H158ZM162 179V180H163ZM217 179V180H216ZM28 180H29V176H28ZM99 180H100V177H99ZM109 180V179H108ZM147 180V181H146ZM166 180V179H165ZM164 180V181H165ZM215 180V181H214ZM245 180V181H244ZM260 180V181H261ZM1 181V180H0ZM13 181H15V180H13ZM19 181V180H18ZM24 181V183H25V180H23ZM96 181V180H95ZM107 181V180H106ZM117 181V180H116ZM163 181V182H164ZM177 181V180H176ZM227 181V180H226ZM260 181H259V183H260ZM26 182H27V180H26ZM33 182V181H32ZM31 182V183H32ZM140 182V183H141ZM151 182V181H150ZM150 182H148V183H150ZM153 182V181H152ZM181 182L183 183V184H187L186 186L185 185H181L182 187H180V184H181ZM262 182H264L263 180H262ZM262 182H261V184H262ZM93 183V182H92ZM119 183H121V182H119ZM135 183V184H134ZM202 183H204L202 186H199V187H202L201 189L199 188V190L197 189V190H195V192L194 191H192V190H190V189H195L194 187H198V185H200V184H202ZM10 184V183H9ZM22 184H23V182H22ZM26 184V183H25ZM27 184H28V182H27ZM39 184V183H38ZM37 184V185H38ZM115 184V183H114ZM118 184V183H117ZM165 184V183H164ZM168 184H170V183H168ZM211 184L209 185V183L207 184V185H209V186H211ZM256 184V183H255ZM258 184V183H257ZM256 184V185H257ZM264 184V183H263ZM263 184L261 185L262 187H263ZM111 185V184H110ZM132 185V186H131ZM133 185H135V187L133 186ZM139 185V184H138ZM145 185V184H144ZM178 185H179V187L180 188H182V190L184 191L186 188H187V186L189 187V185L191 186V187H193V188H190L189 189V191H191L190 193H188V188L186 189L187 190V192H186V190L184 191V192H186V193H188L187 195H190V196H188V199L190 200V202H186V203H190L189 204V206H187L186 205V203L184 202L185 201V199L187 198V195L185 196V193H183L184 195L183 196H185L186 198L185 199H183V196H178L177 194H176V191L178 192V194L180 195L183 191H178L179 189H178ZM206 185V186H207ZM259 185V184H258ZM257 185V186H258ZM3 186V185H2ZM17 186H18V184H17ZM24 186H26V185H24ZM36 186V185H35ZM123 186H121V187H123ZM129 186H131L132 187V189L133 190H131V187H129ZM143 186V185H142ZM162 186H164V185H162ZM184 186V187H183ZM205 186V187H206ZM229 186V187H228ZM10 187V186H9ZM12 187V186H11ZM21 187V186H20ZM19 187V188H20ZM186 187V188H185ZM228 187V188H227ZM239 187V188H238ZM260 187V186H259ZM17 188V187H16ZM18 188V189H19ZM28 188V187H27ZM140 188V187H139ZM155 188V187H154ZM209 188V187H208ZM10 189V188H9ZM24 189V188H23ZM103 189V188H102ZM115 190H116V188H114ZM121 189V188H120ZM119 189V190H120ZM140 189H142V187L140 188ZM148 189V188H147ZM167 189V188H166ZM217 189V188H216ZM224 189V188H223ZM230 189H232V190H229ZM236 189V190H235ZM238 189V190H237ZM241 189V190H240ZM263 189V188H262ZM13 190V189H12ZM11 190V191H12ZM25 190H26V188H25ZM34 190V189H33ZM36 190V189H35ZM101 190V189H100ZM104 190H105V188H104ZM113 190V189H112ZM154 190V189H153ZM152 190V191H153ZM158 190V189H157ZM227 190H228V192H227ZM240 190V191H239ZM252 190H254V191H252ZM258 190H259V188H258ZM24 191V190H23ZM99 191V190H98ZM117 191V190H116ZM121 191V190H120ZM120 191H118V192H120ZM138 191V190H137ZM143 191V190H142ZM219 191V190H218ZM261 191H263V190H261ZM5 192H7V190L5 191ZM15 192V191H14ZM17 192V191H16ZM33 192V191H32ZM36 192V191H35ZM49 192V191H48ZM48 192H46V193H48ZM94 192V191H93ZM104 192V191H103ZM109 192V191H108ZM113 192H114V190H113ZM173 192V193H172ZM180 192V193H179ZM221 192V191H220ZM9 193V192H8ZM12 193V192H11ZM28 193V192H27ZM37 193H40V192H37ZM96 193L97 194H99L98 192H97V190H96ZM115 193V192H114ZM110 194V195H115V194ZM130 193V194H131ZM141 193V192H140ZM160 193V192H159ZM210 193V194H211ZM217 193H219V192H217ZM222 193H224V191L222 192ZM230 193H231V195H230ZM255 193V192H254ZM16 194V193H15ZM18 194V193H17ZM23 194V193H22ZM61 194V193H60ZM103 194V193H102ZM104 194H105V192H104ZM107 194V193H106ZM116 194H117V192H116ZM120 194H122V193H120ZM158 194V193H157ZM177 196H176V195ZM198 194V193H197ZM213 194H211L212 196H213ZM253 194V195H252ZM257 194H262V192L261 193H258L257 192ZM256 194V196H258ZM4 195H5V193H4ZM26 195V194H25ZM34 195V194H33ZM37 195V194H36ZM39 195V194H38ZM51 195V194H50ZM96 195V194H95ZM134 195H132V197L134 196ZM137 195V194H136ZM135 195V196H136ZM140 195V194H139ZM161 195V194H160ZM208 195H209V193H208ZM207 195V196H208ZM236 195V196H235ZM264 195V194H263ZM262 195V196H263ZM23 196V195H22ZM21 196V197H22ZM35 196V195H34ZM57 196V195H56ZM99 196V195H98ZM102 196V195H101ZM116 196V195H115ZM118 197H121V198H123V196H119V195H117ZM147 196V195H146ZM152 196H153V194H152ZM152 196H150L151 198H152ZM174 196H176V197H174ZM199 196H201V195H199ZM206 195H205V198L207 197ZM226 196V197H227ZM260 196V195H259ZM5 197V196H4ZM14 197V196H13ZM20 196H18V198H19ZM40 197H42V196H40ZM39 196H38V198H40ZM45 197H46V195H45ZM49 197V196H48ZM53 197V196H52ZM110 197V196H109ZM129 197V198H128ZM130 195L129 196H127V198L129 199V201H131L130 200V198H132ZM140 196H138L137 195V198H139ZM142 197V196H141ZM154 197V196H153ZM173 197L175 198V200L173 199ZM178 197V199H176ZM182 197V198H181ZM190 197V198H189ZM196 197H197V195H196ZM219 197V196H218ZM221 197V196H220ZM234 197H232V199H234ZM238 197H236L237 199H238ZM264 197V196H263ZM12 198V197H11ZM16 198V200L18 201V199H17V197H15ZM35 198V197H34ZM50 198V197H49ZM63 198V197H62ZM73 198V197H72ZM146 198V197H145ZM151 198H148L149 200L151 199ZM171 198V199H173L174 200V202L172 201V202H170V203H173L171 206L173 207V211H171V209H172V207H167L168 209L167 210H164V205H166V206H168L169 205V202L168 201H170L169 199ZM204 198V197H203ZM202 198V199H203ZM261 198V197H260ZM8 199H9V197H8ZM26 199V198H25ZM29 199V198H28ZM115 199V198H114ZM135 199V201H137L136 200V198H134ZM143 199V198H142ZM153 199V198H152ZM188 199H186V200H188ZM192 199V200H191ZM207 199V200H208ZM223 199V198H222ZM253 199H255V196L253 197ZM38 200V199H37ZM48 200V199H47ZM120 200V199H119ZM139 200V199H138ZM155 200H156V198H155ZM216 200V199H215ZM225 200V199H224ZM223 200V201H224ZM231 200V199H230ZM258 200V199H257ZM261 200V199H260ZM260 200H259V202H260ZM262 200H263V198H262ZM3 200H1V202H2ZM54 201V200H53ZM65 201V200H64ZM63 201V202H64ZM75 201V200H74ZM128 201V200H127ZM126 201V202H127ZM132 201H134V200H132ZM151 201V200H150ZM197 201V200H196ZM212 201V202H211ZM238 201V202H239ZM13 202H15V201H13ZM19 202H20V200H19ZM41 202V201H40ZM40 202H39V204H40ZM73 202V201H72ZM96 202V201H95ZM137 202H139V201H137ZM142 202V201H141ZM153 202V201H152ZM156 202V201H155ZM166 202H168L167 204H166ZM228 202H229V200H228ZM234 202V201H233ZM4 203H5V201H4ZM10 204H12V201L11 202H9ZM8 203V204H9ZM21 203V202H20ZM41 203H43L44 204V202H41ZM46 203V202H45ZM55 203V202H54ZM80 203V202H79ZM132 202H130V204H131ZM135 203V202H134ZM145 203V202H144ZM148 203H150V202H148ZM232 203V202H231ZM262 203V202H261ZM15 204V203H14ZM19 204V203H18ZM23 204V203H22ZM56 204V203H55ZM73 204V203H72ZM96 204V203H95ZM136 204V203H135ZM146 204V203H145ZM226 204V203H225ZM254 204V205H253ZM1 205V204H0ZM5 205V204H4ZM6 205H7V202H6ZM13 205V204H12ZM76 205V204H75ZM78 205V204H77ZM85 205V204H84ZM88 205V204H87ZM90 205H91V203H90ZM94 205V204H93ZM140 204L138 203V206H139ZM184 205H186L185 206V208H184ZM198 205H200V204H198ZM205 205V206H204ZM218 205V204H217ZM231 205V204H230ZM233 205V204H232ZM239 205V206H240ZM252 205L254 206L253 207V209H252ZM261 205V204H260ZM10 206V205H9ZM8 206V207H9ZM16 206H19V205H16ZM70 206H72V205H70ZM69 206V207H70ZM82 206V205H81ZM80 206V207H81ZM112 206H113V204H112ZM126 206H128V204L126 205ZM134 207H135V205H133ZM132 206V207H133ZM141 206H143V205H141ZM140 206V207H141ZM209 206V207H208ZM214 206H216V205H214ZM229 207V204L228 205H226L225 206V208H228ZM14 207V206H13ZM35 207H37V206H35ZM35 207H34V210H35ZM40 207V206H39ZM69 207H67V208H65V206H64V209H67L68 210V212H69ZM75 207V206H74ZM74 207H70V211H71V214L69 213H67V215H65V217H66V219L67 218H71V216H72V214H73V210H72V208H74ZM79 207V208H80ZM88 207V206H87ZM86 207V208H87ZM92 207V206H91ZM96 207V206H95ZM95 207H94V209L93 210H95ZM131 207V206H130ZM144 207V206H143ZM223 209H222V208ZM231 207H233V206H231ZM259 207V206H258ZM12 208V207H11ZM15 208V207H14ZM24 208V207H23ZM30 208V207H29ZM78 208V207H77ZM76 208V209H77ZM83 208H85V206L83 207ZM137 208V207H136ZM136 208H134V209H136ZM160 208V211L158 210ZM187 208V209H186ZM188 208H191V210L189 209L188 210ZM230 208V207H229ZM3 209V208H2ZM18 209V208H17ZM56 209V208H55ZM60 209V208H59ZM62 209H63V207H62ZM62 210V211H60V210H55V211H51V212H49V213H47V214H43L42 215V219L41 220H39V219H37V221H39L38 223H37V226L39 225H41L42 226V224L43 223H46L48 220H51V219H54V218H56V216H58V214L60 215V218L62 217L61 215L63 214V211H64V214H66V210ZM81 209H82V207H81ZM124 209H126V208H124ZM123 209V210H124ZM128 210H129V208H127ZM133 208H131V210H132ZM133 209V210H134ZM142 209V208H141ZM145 209V208H144ZM147 209V208H146ZM146 209L144 210V212H146ZM158 210L157 212H156V210ZM165 209H166V207H165ZM182 209H184L183 210V213L184 214H187V215H178V214H182ZM231 209V208H230ZM5 210V209H4ZM6 210H7V208H6ZM10 210V209H9ZM8 210V211H9ZM16 210V209H15ZM32 210V209H31ZM80 210V209H79ZM83 210V209H82ZM81 210V211H82ZM86 210V209H85ZM127 210V211H128ZM137 210V209H136ZM136 210H134L133 212H135ZM140 210V209H139ZM154 210V211H153ZM257 210V209H256ZM18 211H20V210H18ZM28 211V210H27ZM66 211V212H65ZM80 211V212H81ZM125 211V210H124ZM181 211V212H180ZM184 211H192L193 213H186V212H184ZM228 211V212H227ZM4 212V211H3ZM17 212V211H16ZM84 212V211H83ZM83 212H82V214H83ZM89 212H90V210L88 211V212H84L86 215H87V213L89 214ZM121 212V211H120ZM142 212V211H141ZM141 212H139V213H141ZM8 213V212H7ZM9 213H11V212H9ZM19 213V212H18ZM25 213V212H24ZM31 213V212H30ZM45 213H46V211H45ZM75 213V212H74ZM91 213V212H90ZM97 213V212H96ZM117 213V212H116ZM175 213L173 214L174 216H175ZM250 213H252V214H250ZM2 214V213H1ZM0 214V215H1ZM15 214H17V213H15ZM28 214V213H27ZM39 214V213H38ZM63 214V215H64ZM121 214V213H120ZM133 214V213H132ZM143 214V213H142ZM142 214H139V215H142ZM220 214V217H218V215ZM248 214V215H247ZM11 215V214H10ZM18 215V214H17ZM20 215H21V213H20ZM25 215V214H24ZM29 215V214H28ZM74 215V214H73ZM86 215H85V217H86ZM124 215V214H123ZM126 215H127V213H126ZM171 215V214H170ZM189 215H191V216H189ZM3 216V215H2ZM8 216V215H7ZM14 216V215H13ZM32 216V215H31ZM36 216V215H35ZM79 216V215H78ZM89 216V215H88ZM135 216H138L137 218H135ZM159 216V217H158ZM172 216V215H171ZM181 216V217H180ZM184 216V217H183ZM199 216L197 217V218H199ZM224 216H225V214H224ZM227 216V215H226ZM228 216H227V218L226 217H224V218H226V220H228L229 218H228ZM243 216V217H244ZM249 216V217H248ZM256 216V215H255ZM22 217V216H21ZM29 217V216H28ZM39 217V216H38ZM76 217V216H75ZM142 217V218H141ZM160 217H162V219H164L165 221H166V219H167V221L169 222H162L159 218ZM211 217V219H209V218H207V219H209V221L206 219V220H204L206 223L207 222H210V220H212L213 218ZM243 217H242V220H243ZM246 217H248L247 219H246ZM0 218H1V216H0ZM4 218V217H3ZM6 218V217H5ZM12 218V217H11ZM26 218V217H25ZM31 218V217H30ZM35 218H37V217H35ZM35 218H34V220H35ZM73 218V217H72ZM123 218V217H122ZM158 218V219H157ZM195 218V219H194ZM230 218V219H231ZM13 219H14V217H13ZM19 219V218H18ZM21 219V218H20ZM63 219V218H62ZM74 219V218H73ZM111 219V218H110ZM114 220H115V218H113ZM112 219V220H113ZM124 219V218H123ZM128 219V218H127ZM228 220V221H230V224H231V220ZM250 219V218H249ZM253 219V218H252ZM251 219V220H252ZM257 219V218H256ZM263 219V218H262ZM10 220V219H9ZM8 220V221H9ZM29 220V219H28ZM27 220V221H28ZM61 220V219H60ZM117 220V219H116ZM118 220H120V219H118ZM117 220V221H118ZM138 220V221H137ZM215 220V219H214ZM241 220V221H242ZM255 220V219H254ZM11 221H12V219H11ZM55 221V220H54ZM66 221V220H65ZM65 221L62 223V225H60L59 227H58V229L57 228H55V234L54 235H57L59 232V228H60V230L61 229H63V230H65V226H66V224H65ZM69 221H70V219H69ZM78 221V220H77ZM83 221V220H82ZM203 221V222H204ZM213 221V220H212ZM233 221V222H234ZM241 221H239V223H238V225H240V222ZM30 222V221H29ZM43 222V223H42ZM50 222V221H49ZM53 222V221H52ZM51 222V223H52ZM58 222V221H57ZM61 222V221H60ZM73 222V221H72ZM84 222H85V220H84ZM128 222V221H127ZM194 222H196V220L194 221ZM204 222V223H205ZM213 222H215V221H213ZM236 222H234V223H236ZM252 222H253V220H252ZM258 222V221H257ZM41 223V224H40ZM56 223V222H55ZM54 223V224H55ZM70 223V222H69ZM77 223V222H76ZM83 223V222H82ZM113 222H111V224H112ZM189 223H190V225H189ZM201 222H199V224H200ZM211 223V222H210ZM219 223V221L217 222V224ZM229 222H227V225L228 226H230V224H228ZM241 223H244V220H243V222H241ZM6 224V223H5ZM14 224V223H13ZM47 224V223H46ZM49 224V223H48ZM53 224V225H54ZM86 224V223H85ZM114 224V223H113ZM126 225H127V228H129V229H131L130 228V226L132 225L131 224V222H128V223H125ZM197 224L198 223H196V226H197ZM233 224V223H232ZM232 224H231V226L229 227L230 229H232L231 227H232ZM253 225H254V223H252ZM251 224V225H252ZM17 225V224H16ZM23 225V224H22ZM25 225H27V224H25ZM24 225V226H25ZM33 225H35V224H33ZM50 225V224H49ZM52 225V226H53ZM65 225V226H64ZM70 225V224H69ZM193 225H195V223L193 224ZM203 225V224H202ZM234 225V227H233V229L235 228V230L237 229L238 230V228H240L238 231H234L233 229H232V231L234 232L233 233V236H235V238H237L238 236H239V240H240V238H241V240H240V242H242L243 240L242 239H245V242H247L246 244H249V247L251 248V249H249L250 251L249 252H246V253H248L247 255H245L246 253H244L243 255L242 254H237V256L239 255L240 257H242V256H244V257H242V258H240L241 259V261L242 262H240L239 260L240 259H238L237 258V256H235V255H233L232 256V254H231V256L228 254V256H227V258L228 257H230V258H233L234 256H235V258L237 259V263H239V264H241V263H243V261H244V263L243 264H264V233H262L261 232V230L260 231H257L256 229H254L253 227H256L255 225H257V223L253 226H251V225H249L248 227H245V225H240L241 227H242V229H241V227L239 226L238 228H236L237 227V224H233ZM235 225H236V227H235ZM12 226V225H11ZM38 226V227H39ZM40 226V227H41ZM81 226V225H80ZM84 226V225H83ZM112 226V225H111ZM139 226V227H140ZM146 226V227H145ZM206 226V225H205ZM213 226V225H212ZM220 226V225H219ZM251 226V227H250ZM263 226V225H262ZM13 227V226H12ZM36 227V226H35ZM37 227V228H38ZM43 227V226H42ZM63 227V228H62ZM104 227V226H103ZM112 227H114V226H112ZM193 227V228H192ZM222 227V226H221ZM258 227V226H257ZM256 227V228H257ZM19 228V227H18ZM29 228H30V226H29ZM51 228V227H50ZM86 228V227H85ZM88 228H90V227H88ZM115 228V227H114ZM141 228H139V229H141ZM197 228H199V227H197ZM205 228V227H204ZM1 229V228H0ZM11 229V228H10ZM17 229V228H16ZM25 229H28L27 227L25 228ZM31 229H33V226L31 227ZM53 228H51V229H49V231L50 230H52ZM70 229H72V228H70ZM109 229H111V228H109ZM116 229V228H115ZM118 229V228H117ZM138 228H136V230L138 231L139 230ZM190 229V230H189ZM196 229V228H195ZM219 229V228H218ZM227 229H228V227H227ZM260 229V228H259ZM2 230H3V227H2ZM2 230H0V231H2ZM9 230V229H8ZM12 230V229H11ZM15 230V229H14ZM18 230V229H17ZM42 230V229H41ZM45 230V229H44ZM47 230V229H46ZM58 230V231H57ZM63 230H61V231H63ZM93 230V229H92ZM126 230V226L124 227V230H122L121 229V231H125ZM136 230H134V231H136ZM141 230V231H142ZM200 230V229H199ZM263 230V229H262ZM13 231V230H12ZM23 231V230H22ZM54 231V230H53ZM70 231V230H69ZM76 231H77V229H76ZM79 231H81L80 229H78V232ZM87 231V230H86ZM93 231H95V230H93ZM93 231H92V233H93ZM119 231V230H118ZM127 231H128V229L125 231V236L127 235V234H129L130 235V233L131 232H129V233H127ZM132 231V233L134 232L133 230H131ZM217 231V230H216ZM224 231V230H223ZM11 232V231H10ZM15 232H16V230H15ZM38 232V231H37ZM43 232V231H42ZM47 233H48V231H46ZM46 232H44V233H46ZM51 232V231H50ZM72 232V231H71ZM82 232H83V230L81 231V232H79L80 233V235L82 234ZM187 232H189L188 234H187ZM211 232H213V231H211ZM12 233V232H11ZM14 233V232H13ZM25 233V232H24ZM26 233H27V231H26ZM29 233V232H28ZM38 233H40V232H38ZM83 233H85V232H83ZM119 233V232H118ZM127 233V234H126ZM131 233V234H132ZM138 233V232H137ZM144 233V234H143ZM194 233V232H193ZM197 233H198V231H197ZM201 233H203V231L201 232ZM206 233V232H205ZM21 234V233H20ZM68 234H70V233H68ZM72 234V233H71ZM70 234V235H71ZM74 234H75V232H74ZM87 234V233H86ZM116 235H118L117 233H115ZM114 234V235H115ZM121 234H124L123 232L121 233ZM136 234V233H135ZM207 234V233H206ZM216 234V233H215ZM223 234V233H222ZM228 234V233H227ZM232 234V233H231ZM236 234V235H235ZM31 235H32V233H31ZM42 235V234H41ZM54 235H52V237H55ZM59 235H61L60 233H59ZM66 235V234H65ZM84 234H82L81 236H83ZM219 235V234H218ZM230 235V234H229ZM238 235V236H237ZM28 236V235H27ZM35 236V235H34ZM37 236V235H36ZM44 236H45V234H44ZM43 236V237H44ZM50 236H51V233H50ZM50 236H47V237H49V239H50ZM58 236V235H57ZM77 236H78V233H77ZM128 236V235H127ZM131 236V235H130ZM134 236V235H133ZM136 236H137V234H136ZM191 236H194V237H192L191 238ZM223 236H225V235H223ZM222 236V237H223ZM92 237V236H91ZM115 237V236H114ZM140 237V238H139ZM216 237V236H215ZM2 238V237H1ZM61 238H62V236H61ZM70 238H72V237H70ZM75 238V237H74ZM73 238V239H74ZM80 238H82V237H80ZM86 238V237H85ZM116 238V237H115ZM121 238H122V236H121ZM120 238V239H121ZM124 238V237H123ZM201 239V241L204 243V244H206V246H208V248L210 249H212V245H211V247L209 246L210 244H207L206 243V239ZM231 238V237H230ZM232 238H234V237H232ZM234 238V239H235ZM26 239V238H25ZM36 239V238H35ZM41 239V238H40ZM44 239V238H43ZM57 239H58V237H57ZM136 239V238H135ZM215 239V238H214ZM226 239V238H225ZM224 238L222 239V240H225ZM234 239H231V240H234ZM4 240V239H3ZM30 240H32V239H30ZM46 240V239H45ZM51 240H52V238H51ZM50 240V241H51ZM54 240V239H53ZM65 240V239H64ZM77 240V239H76ZM81 240V239H80ZM129 241V243H128V241ZM218 240H219V238H218ZM231 240H230V242L229 243H231ZM42 241V240H41ZM55 241V240H54ZM83 241V240H82ZM81 241V242H82ZM90 241H92V239L90 240ZM114 241H116V240H114ZM119 241V240H118ZM121 241V240H120ZM127 241V242H126ZM199 241V242H198ZM212 241V240H211ZM210 241V242H211ZM236 241H237V239H236ZM235 240H234V242L233 243H235L236 242ZM30 242V241H29ZM37 242V241H36ZM214 242V241H213ZM225 242H226V240H225ZM239 242V241H238ZM244 242V241H243ZM245 242L244 243H242V244H245ZM34 243V242H33ZM91 243V242H90ZM122 243V242H121ZM203 243H200V245L202 246L203 245ZM219 243H220V241H219ZM224 243V242H223ZM223 243L221 244L220 243V245L222 246L223 245ZM237 243V242H236ZM56 244H58V243H56ZM187 244V245H186ZM189 244V245H188ZM197 246H196V245ZM214 244V243H213ZM217 244H218V242H217ZM227 244H228V242H227ZM36 245V244H35ZM51 245H53V244H50V246ZM111 245V244H110ZM186 245V246H185ZM195 245V247L193 248V246ZM231 245V244H230ZM236 245V244H235ZM241 245V244H240ZM46 246V245H45ZM55 246V245H54ZM123 245H121V247H122ZM185 246V247H184ZM224 246H226V245H224ZM53 247V246H52ZM120 247V246H119ZM119 247H117V248H119ZM187 247V248H188ZM203 248H200V249H202V250H207V249H204V248H206V247H204V245L202 246ZM229 247V246H228ZM227 247V248H228ZM232 247V246H231ZM234 247V246H233ZM239 247V246H238ZM243 247V246H242ZM114 248V247H113ZM185 248V249H184ZM214 248H216V251L215 252H212V253H209L210 255L212 254H217V255H219L218 253H219V251H217V246H213V249H212V251H214L215 249ZM223 248V247H222ZM236 248V247H235ZM116 249V248H115ZM185 250L184 252L185 253H183V250ZM200 249H199V251H200ZM208 249V250H209ZM210 249V250H211ZM231 249H234V248H231ZM112 250V249H111ZM119 250H121V248L119 249ZM118 250V251H119ZM182 250V251H181ZM201 250V252L200 253H202L203 255L204 254H206V257H204V256H200L199 255V253H198V256H196L197 254V252L195 253V252H193V251H195V250H193V251H191V250H189L188 252H190L192 255L193 254H195L194 256H196L195 258H194V256H192L190 259H191V261L193 260L192 258H194V260H193V263H194V261H195V264H203V263H205V262H203V261H205V259H206V262H208V261H211V263L212 262H214L213 260H210L211 259V256L210 257H208L207 256V252L208 251H205L206 253H204V251H202ZM219 250H221V248H219ZM228 250V249H227ZM241 250H243V248L241 249ZM117 251V250H116ZM223 251H224V249H223ZM237 251H239V250H237ZM246 251V250H245ZM112 252H113V250H112ZM193 252V253H192ZM211 252V251H210ZM76 253V252H75ZM82 253H84V252H82ZM88 253V252H87ZM110 253V252H109ZM222 253L224 254V252H222V250H221V256H222ZM236 253V252H235ZM80 254H81V252H80ZM120 254V253H119ZM123 254V255H124ZM178 254H179V256H178ZM187 254H189V253H187ZM191 254H190V256H191ZM201 254V255H202ZM215 254V255H216ZM234 254V253H233ZM110 255V254H109ZM112 255V254H111ZM214 255V256H215ZM225 255V254H224ZM223 255V256H224ZM227 255V254H226ZM242 255V256H241ZM76 256V255H75ZM77 256H79V255H77ZM76 256V257H77ZM81 256V255H80ZM80 256H79V258H80ZM83 256V255H82ZM106 256V255H105ZM113 256V255H112ZM114 256H115V254H114ZM178 256V257H177ZM186 256V255H185ZM214 256H212L213 257V259L215 260V257ZM220 256V255H219ZM176 257H177V259H176ZM187 257V256H186ZM186 257H184V258H186ZM189 257V256H188ZM217 258H218V256H216ZM226 257V256H225ZM84 258V257H83ZM179 258V259H180ZM209 258V259H208ZM221 258H223V257H221ZM221 258L219 257L218 259L221 261ZM227 258H224L223 260H224V262L222 261V263L224 264V263H227V261H229L230 260V262L231 263H233V264H235V259L233 258V259H227ZM76 259V258H75ZM174 259V260H173ZM176 259V260H175ZM208 259V260H207ZM218 259H216L215 261V263L214 264H216L217 263V261H218ZM78 260V259H77ZM80 260V259H79ZM120 259H118V261H119ZM187 260H189V258L187 259ZM234 260V261H233ZM115 261H116V259H115ZM198 263H197V262ZM239 261V262H238ZM110 262V261H109ZM117 262V261H116ZM186 262V261H185ZM219 262V261H218ZM105 263H108V262H105ZM221 262H220V264H222ZM87 264V263H86ZM116 264V263H115ZM187 264V263H186ZM205 264H208V263H205ZM218 264V263H217ZM227 264H229V262L227 263Z\"/></svg>", "mask_w": 264, "mask_h": 264}]
</instances>
